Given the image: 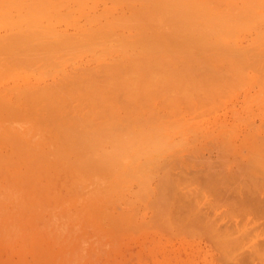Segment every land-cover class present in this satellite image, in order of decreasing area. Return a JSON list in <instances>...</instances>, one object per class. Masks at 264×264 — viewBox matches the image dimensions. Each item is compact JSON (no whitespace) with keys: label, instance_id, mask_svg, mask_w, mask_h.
Masks as SVG:
<instances>
[{"label":"rangeland","instance_id":"374dc122","mask_svg":"<svg viewBox=\"0 0 264 264\" xmlns=\"http://www.w3.org/2000/svg\"><path fill=\"white\" fill-rule=\"evenodd\" d=\"M47 1H48V3H47ZM57 1L58 2L62 1L61 3L62 4L64 3V4L61 5L59 3L60 5H58ZM57 1L55 3V0H45V1L44 0H0V18H1L0 19V33H1L0 35L1 36L4 34H7V36L12 35L11 37H9V39L10 38H11V40L13 39L12 40L13 43H10V45L13 44L12 51L15 49L19 50L20 48H21V50H23V52H25V50H27L26 47H28V46L24 47V45H25L24 43H26V41H29V40L25 39L26 41H23L24 43H22L21 41L24 39H21L22 37L20 38V35H23V34L25 35V33L27 34L26 31L28 29H30L29 30L30 34H32V35H30V39L33 38V37L31 38V36H33L34 34L38 35V33H36L37 31L40 32V34L43 31L42 32L43 34H45V32L47 33V36L45 35V38L46 37L49 38L48 36L50 35L52 39L58 38L57 40L56 39H53V40L63 41L62 42V44H63L62 47L64 48L63 52H65L64 55H66L68 58H69V56L72 57L73 56L72 54H74V55L78 54L77 56L80 55V57H78V59L76 60V62H77V64H76V62H75V59L77 58L76 56H73L76 58L72 57V59H74L72 61L70 58L68 59L66 56L64 57L63 54H62L63 57H61V55L59 56V52L61 54V52H62L61 49H63V48H60L59 52L55 51L54 52L55 54L53 53V51L51 52V50L48 49V52L50 51L51 54L55 55V57H53L54 55L51 56L52 59H50L51 57L49 56L50 54H48V52H46V54H48V55L44 54L46 49H43L44 51H41L42 47L44 46L43 43L44 42L46 44L49 43L50 38L48 39V42H46L45 38L38 41L37 36H34V38L36 37L35 39L38 41V44L40 43V47L42 45L43 46L40 48L39 46H37L38 45L37 44L35 47L34 46L33 47L35 48V51L39 50L40 53L42 52L43 53L42 55H44L43 56L44 58H42V60H41V58L37 57L40 59V61H39L37 58L33 57V58H35V60H36L35 61L32 58V56H34L36 54L33 55L34 51L31 50L29 54L25 53L26 55L32 54L31 58L33 61L30 59L29 62L32 61L31 65H30V63H28V61H27L30 58V57H28V55H27L28 58L26 57L27 60L24 58L22 59V57H24L25 55L19 54L18 56L19 57L22 56V57H20V59L22 61L23 60H25V62L27 61L26 63L24 62L25 66H27V65L32 66L37 61L41 62V61L45 60V62H46V60L50 57L49 59L51 60L50 61L51 63L48 64V61L46 63L48 65H50L51 70L47 69V67L49 68L48 65H47V67L45 66L46 68L44 69L43 64H45V63H43V62H42L43 64L41 65L42 68H41V66H39V64L38 65L35 64L34 67H31L32 69L35 68L34 70H36V73L37 74L40 73V75H37L32 69H29V71L23 72L24 70H22L21 68L20 69L18 68L19 70H17L14 67L17 70V72H11L10 71L11 73L9 76H6V78L3 76L4 79L0 80V91H1V93H0V106L3 104L1 106V109H0V131H1V133H0V264H264V222H263L264 221V194H263L264 193V84H263L264 83L263 82L264 81V0H195L198 4L188 3V0H183V1L182 0H172L173 2H171L170 0H162L164 3H162V2L153 3V2H150L148 0H146V1L145 0H60V1L57 0ZM168 1H170V2H168ZM42 2H44V3H42ZM50 2L51 3L53 2L54 4L53 3L51 4ZM77 2H78L79 6L76 4ZM139 2H150L151 4L149 5V8H148V6L138 8ZM177 2H178V5H180L182 3L181 4L182 7L181 6L180 7L183 8V10L186 7H189L188 8L189 10L188 9L187 10L185 9L186 11L185 10L184 11L179 10L181 8L177 5ZM74 3L77 6H74L73 5ZM169 3H170L171 8L172 7L175 8L176 11L172 10L170 8ZM173 3L175 5H173ZM186 3H188V4H186ZM128 4L130 7L128 6ZM162 4L164 6L167 5L170 9L168 7H164ZM183 4H185V5L183 6ZM41 5L44 7V10H42L43 7ZM52 5H54V6L58 5V6L53 8ZM29 6L33 10L32 9L29 10L30 9ZM160 6L161 7L163 6L164 8H166L165 11H168L169 14L167 12H165ZM154 7H156L157 9L160 7L164 11V13L162 11V13H163L162 14L161 12H159V9L157 11L156 8H154ZM58 8H59V10H58ZM135 8H138V10L134 14V11L136 10ZM150 8L151 9L154 8L157 11V13L160 15H158L157 13H155V11L152 10L153 14L151 16L152 17L154 16V17L152 18V20L149 19L151 17V16L148 17V15H150V12H151ZM140 9H141V11H140ZM20 10H22V11H20ZM23 10H24V13H23ZM49 10H51L52 12ZM127 10H132V11L130 12ZM148 10H150V12ZM53 11L54 12L57 11V12L54 13ZM58 11H59V13H58ZM61 11L64 13H62ZM139 11L142 13L141 16H140L141 13L139 14ZM180 11H181V13H180ZM19 12H22V13H19ZM132 12H133V14L131 15L130 13H132ZM182 12L183 13L186 12V13L183 14ZM202 12H203V14H201ZM14 13L16 14V16ZM27 13L29 14V16ZM41 13H44V14L42 15ZM109 13L110 14L113 13L111 15L113 18L111 16H109V18H108L111 20V23L119 22L118 20L120 18H122V16L123 17L125 16L124 18H126L125 20H128V22L126 21L124 23L125 26H124V24L122 26L121 25L122 23H120V25H118V24L114 25V23H113L112 26L114 25L116 28L111 27V24H110V26L107 25V23L105 25V22H108V24H109L110 20L107 19L104 21V17L106 16V14H109ZM146 13H147V15H145ZM154 13L156 14L157 17L154 15ZM174 13H176V14L179 13V15L176 16V18L179 17L178 19H180V18L183 20H184V18L186 19L185 20V21H187L186 25H188V24L190 25L188 27H185L187 29L189 28L187 30V32H189V30L192 31L193 30L192 28H194V27L198 31L199 28H201V26H204L201 28L202 31L200 30L202 33H204V34H202L203 36H205V35L207 36V34H209V32H211V34H209L210 36H207V38H209V39H207V41L204 40V42H206V43H204V42L202 43L201 40L203 38H202L201 33L198 34V32H196V30L194 29L195 34L193 31H192V33L196 37V42H194L195 38H193L194 39V41H193V39L192 40L190 39V36L188 37L190 39V41H193V44L198 43L197 46L200 45L198 48H196L197 46L194 45V46H196L195 48L197 49V50L195 49V51H194L193 44H192V46H190V44L188 43L189 40L186 39L187 36L184 38L188 41L183 39V35H181L182 31L181 30L179 31L180 25L181 24L185 25V23H180L179 22L181 20L180 19L179 21H177V23L178 22L180 23L179 27H177V25L179 23L178 24L176 23V25H175L176 21L174 22V19H173L174 18L173 16H175V15L172 16V14H174ZM25 14H27V15H25ZM46 14H48V16H47L48 18L46 17ZM54 14H56V16ZM57 14L58 15L61 14V15L57 16ZM62 14H63V16H62ZM94 14H96L97 17L94 16ZM180 14L182 17H180ZM21 15H23V16H21ZM24 15L29 20L26 21L25 20L26 18L24 17ZM50 15H52V17L54 15L53 19ZM186 15H188V16H186ZM42 16H44L45 18ZM130 16L132 17V19L134 18V20L131 21ZM133 16H135V17H133ZM139 16L141 18L138 19ZM68 17H71V18H68ZM88 17H90V18H88ZM93 17L94 18L96 17L95 20L94 19L91 20ZM98 17L99 18L101 17L102 19L98 20ZM35 18L38 19V21H40L42 19L41 21L44 20V22H46V23L51 19L52 22H54V23L58 22V23H55V26H57V27L56 28L54 27V29H53V27H50V30H48V27H43V28H46L45 30H47V31H45V30H43V28L40 27L39 24L38 25H31V27L35 26V28H38L40 30L39 31L36 29L37 30L36 31V30H34V28H31L30 25H26L29 22L32 23V21ZM39 18H40V20H39ZM54 18L57 20H55ZM124 18H122V20H120V21L121 22L125 21V20H123ZM164 18H166V19H164ZM60 19H62V20H60ZM96 19H97V21H96ZM135 19H138V22H140L139 20L142 19L141 21H143V22L138 24L137 20H136L137 23L135 22ZM145 19H146V21H145ZM153 19H154V22H153ZM167 19H168V21H166ZM193 19H195L196 22L195 21L194 22L196 25L198 24L200 19L206 20L207 24L205 22L203 24L202 23L203 21H200L201 23L198 24L200 26H196L193 21L190 22V20H193ZM9 20L11 22L12 21L13 22L11 23ZM23 20H24V22H23ZM69 20H71L72 23L73 22L79 23V24H77V26L80 25L77 28V29H79L78 31L76 29H72V28L70 29L69 28V30H67L66 33H64L65 31L63 30L62 24H59V23H62L65 21L68 22ZM87 20L89 22L91 21L92 24H94V23L95 24L92 25ZM147 20H148L147 24L150 23L149 24L150 28L148 27L147 32H146L145 27L147 24L144 25L143 23L147 22ZM149 20H150V22H149ZM155 20H157L156 22L159 24V26L155 22ZM7 21H9V22H7ZM20 21L23 22L24 24H21ZM71 21H70V23H71ZM188 21H189V23H188ZM18 22H19L20 26H19V24H17ZM162 22H164V24H162ZM181 22H182V20H181ZM227 22H228V24H227ZM87 23H89V25ZM103 23H104V25H103ZM191 23L195 26H193ZM233 23L236 26H234ZM126 24H128V25H126ZM140 24L145 26L144 32H146V33H144V34L147 35L149 38H150V36H149L150 32L149 31H151L150 29H152V26L154 27L153 30L151 31V33L154 31L153 32L154 38H155L154 43L155 42L159 43V44H156V43L155 44L157 46H159L160 49H155V50L151 49L150 48L151 45L150 44H149L150 46L147 45L148 42L151 40V38H150V40H148L149 38L147 36H145V37H147L146 42H144L145 39H143L144 44L139 45V43H143V42H141L142 41L141 37H140L141 35L139 36V38L137 36V35H139L140 31L143 29L141 27L142 25H140ZM165 24H166V26H165ZM2 25H4V26H2ZM24 25L26 27H24ZM102 25L104 27H102ZM226 25H228L229 27L231 26V27L230 28L228 27V29L227 28L225 29ZM15 26H17V27H15ZM36 26H39L40 28L36 27ZM86 26H87V28H86ZM167 26H169V27H167ZM240 26H242V27H240ZM8 27L9 28L11 27L12 29H9ZM106 27L107 28L111 27V30H110L111 34L110 35L107 34L109 37L105 34V36L108 37L107 39H109V40L115 39L119 43L121 41L120 45L118 43H116V41L114 42L113 40L109 41V42H107L108 40L105 41L104 39L106 37L103 34H101V35L99 34V36L103 37V38L105 37V38L104 39H101V38L97 39L98 41L100 40L99 43L98 42L94 43L93 39H95L97 37L99 38V36H97L98 33H100L99 29L101 28L102 32L104 33L105 29L103 30V28H106ZM140 27H141V30H140ZM162 27H164V28L162 29ZM213 27H214V29H213ZM19 28H21L22 30ZM25 28H26V30H25ZM61 28H62V31L60 30ZM91 28H92V30L94 28V31L99 30L96 33V35H94V37H93V33H95V32L92 31ZM95 28H97V29H95ZM113 28H114V30H112ZM231 28H233V29H231ZM13 29H15V31L11 32V30L13 31ZM16 29H17V31H16ZM83 29L85 30L84 32H82ZM109 29H107V33L110 32V31H108ZM122 29H125V30L127 29L128 31L131 30L132 32L130 31L131 32L130 33L127 30L122 31ZM133 29L136 32L133 31ZM165 29L168 31H166ZM172 29L174 31H176V33L179 31V33L176 34L175 36L173 34H172L173 36L168 35L171 31H173ZM181 29H182V27H181ZM217 29H219V30H217ZM6 30H7V33H5ZM8 30L10 33L8 32ZM20 30L25 31V32L24 33L22 32L23 33L22 34ZM87 30H88V32H87ZM182 30H183V32H184V30L186 31V29H182ZM203 30H205V31H203ZM206 30L208 31L207 34H205V32H207ZM68 31L70 33H68ZM73 31H75L74 32L75 36L72 38V36L74 35ZM116 31H118L119 33ZM216 31L217 32L219 31V33H217ZM223 31L226 33H224ZM230 31H231V33H230ZM31 32H34V34ZM60 32L61 33L63 32V34L60 35ZM76 32L78 34H81L82 36L81 35L76 36ZM89 32L92 34V36H91V34H90V36H87V35H89ZM134 32L136 34L135 36H134ZM142 32L143 31H141V33ZM160 32L163 34H160ZM166 32H168V33H166ZM214 32H216V33H214ZM221 32H222V34H221ZM19 33H20V35H19ZM82 33H84L85 36ZM114 33H116V35ZM196 33H197V36H196ZM67 34H68V36H66ZM69 34H71V36ZM117 34H121V35L117 36ZM165 34H167V35H165ZM174 34H175V32H174ZM17 35H19V36H17ZM143 35H142V38L144 37ZM198 35H201V37H199ZM214 35H215V37H214ZM4 36L6 37V35H4ZM25 36H27V35H25ZM40 36H42V35H40ZM111 36H112V39H110ZM123 36H125V37L123 38ZM132 36H134V37H132ZM159 36H161L163 40ZM166 36H167V40L165 38ZM206 36L204 37V39L206 38ZM69 37H71L72 39H70ZM77 37L82 38V39H79ZM85 37L86 38L89 37V39L93 37L92 40L88 39V42L90 43V41H91L90 44H92V45H90L86 41L87 39ZM115 37L120 38V39H116ZM128 37H129V41H128ZM171 37L178 38L181 41V43L183 44V46H186L187 44L185 45V43H188L189 44L188 46L190 48L192 47L191 48L192 51L191 50L187 51V48L190 49L188 46H186V48L183 47L182 49H180L182 46H181V44H179V41H177L178 43L176 42V44L173 43L176 46H173V44L170 46L169 45L170 42H168V41H169V38H171ZM47 38H46V40H47ZM191 38H192V34H191ZM199 38H202L200 40L201 42H198ZM83 39L89 45L87 43H86V45H84L85 42L83 41ZM123 39L125 40L124 42H122ZM67 40H68L67 43L64 42ZM81 40L84 43H82ZM101 40H104V41H102V43H100ZM135 40L137 41V44L130 43L133 41L135 43ZM139 40H141V41H139ZM164 40H166V41H164ZM1 41H4V40H1ZM73 41L74 42L77 41V43H73ZM79 41H81V42H79ZM92 41H93V43H92ZM174 41L175 40H173L171 42H174ZM7 42H8V40H7ZM33 42H34V40H33ZM50 42H52V40ZM110 42H112V43H110ZM1 43H3V42H1ZM79 43H80V45H79ZM81 43H82V45H81ZM105 43H107V44H105ZM109 43L111 45L113 43L116 44V45L114 44L116 46V47H114V52L115 51H117V52H115V53L111 52L110 53L111 56L114 58H116V56H117L119 59L118 54H120L119 53V52H121L120 50H123L121 52L122 55L120 54V57L124 56V59H125V56H126L127 58H129L128 62L132 61L131 57H130L131 56L130 53L134 54V52L136 53L138 51L136 54L142 55L144 52L150 53L149 51H151L152 53H155V54H157V53L163 54L164 50L161 47H164L166 50V51H164L163 55L166 54L168 56V54L170 52L174 54V52L176 51L175 52L176 55L174 54L173 59L175 58V56H179V54L180 55L182 54L181 56L190 55L191 57H193V59L196 56L199 57L202 54V52L206 53V51L203 50V49H205V48H203V45L206 48L208 46L207 50H209V51L212 50L211 53H209V55L213 54L216 50V49H214V51H213V49H211L212 47L216 48V46L214 44L217 45V49H219L218 51H220L221 49L222 50L220 51L221 52L220 54L216 50L215 53L217 55L213 54V55H215L213 57H212V55L210 57L206 53L207 57H210V58H208L206 60V56H205L206 61L203 60L204 61L203 63H205V64H201L200 60L197 58H195V61L197 60V62H195L194 60L191 61L188 58V60H190L189 62H188V60L186 61V63L188 62V64L181 63L183 65V66H181V65H179L180 62L177 58L176 59L178 61L177 60H175V61H177L178 64L172 58H170L172 65H173V62L175 64L179 65V67L176 65H173V67H174V71H176V73L181 71V75H179L180 73H177L178 75L176 73H175L176 75H173V72H171V71H169L170 74L166 73L167 70H171V69H166V67L170 63H169V61H168V63L167 62L163 63V61L165 60L164 58L161 59L162 63L164 65H166L165 63H167L168 65L165 66V68H161L162 64L160 62V64H161L160 68L161 69H159V67H158L159 64H157L158 63L157 59L160 56L155 57L154 61H155L156 65L154 67H150L149 70H151V68H152V71H149L146 68L147 69L146 72H148V74H150V73H153L154 70L159 69L160 71L162 70L161 73L163 74L164 70H166L165 74H163V75L168 74V75H166V76H168V77H166L167 79H164V77H162V75H161V77L164 79V84H163L164 89H162L165 92L164 96L166 95V92H167L165 90H167L169 87L173 86V89H172L173 91H170V92L168 91V93H170V95H171V92H174V90L177 88L176 89V91H178L177 95H179L180 93L185 91V93L180 94L179 97H182L184 94L187 93V98H186V100H185V98H182L178 101L175 100V103L173 101L174 99H171L172 100L171 104H170V102L169 103L165 102L166 101L165 97H164V102L161 101V98H160V100H157V101L151 100L152 101V102L150 101L151 104L149 103V106L144 107L145 109L140 106V108L142 110H139V111L141 113H143V115L141 114L139 117L138 110H131L132 113L126 112V110L120 111V109H118L117 107L121 103V101L119 104L116 101L115 103H116L117 107H115V105H114L115 103L113 102L115 100H113V97H111L112 98L111 101L114 103L111 106L114 105L113 110L115 111V109L117 108L120 111L119 112L120 115H122V112H126L130 118L132 116L131 114H133V112H136V111L138 112V113L136 112L137 113L135 115L136 117H133V118L131 117L130 119L127 118L126 115H125L126 117H124L123 120L120 118H117V116H119V114L117 112L118 110L116 111V114H117L116 116L111 114V111H113L112 109L110 110L109 115L106 114L105 110L108 109L107 108L108 105H106V104H108L109 102L107 101L106 98H104L105 96L101 97L104 94L101 95L100 92L97 93L98 98L94 97V96H90L88 93L93 90L92 85L90 86L92 88V90L89 88L90 91L87 93V90H89V89L86 87H89V85L92 81H90L88 86H86L87 83L89 82L88 79L90 78V75H86V77L89 76V78L87 77V79H85V78L84 79L88 82L86 83V81L84 79L82 80V81H85L84 83L86 85H82L80 81H79L80 82L79 84H80L81 88L84 87V91H86L84 93L89 95L88 99L91 97L94 100V98H95L97 103L100 102L103 104L105 103V99H106V103H105V108L103 106H100V108L102 109V111H101V109L97 108L98 106L95 104L96 103L95 100L93 101L90 98V100H92V102L91 101L90 102L91 103L95 102L94 103L95 107L96 106L97 107L94 108V104H93V110L95 109V111L92 110L94 113L93 114L89 109V107H91V106L88 107V105H87L86 109H88L92 113V115H94V117L90 116L91 113H89V111L87 110L89 114L86 115L87 117L85 116V121L88 122L89 120H91L90 118H95L96 120L93 121V119H92L91 121L94 123H100V121H101L100 117L103 114H104V116L106 115L105 117H107L109 119H110L111 115H113L114 117H116V118H114L116 120L112 119V117H113L112 116L111 117L112 120L107 121V122H109V121L113 122V123L110 122L111 125H110V123H109V125H107L108 123H106V127L109 129H106L105 125H102L103 123H100L101 127L98 126L97 124H96L97 127L94 126V129L99 127L98 128L99 130H102V129L105 130V131L102 130V132L103 131L106 132L107 130L110 131V129L112 131V130H114V128H111L112 124H114V126H115V130L112 131V133L111 132L109 133V131H107L108 135L106 134L107 136L105 135V137H101L99 140H98V138H99L100 134H98L97 138L95 137V135L92 134V136H94L96 139V142H95V139H92V142H94L95 144L91 142L92 144H94L95 150H93V148L91 150V148L89 147V144H86L85 142H83V143H85L88 146L86 147V145L85 146L83 145L84 147L79 148V146L76 147L77 146L76 143L79 142L80 139L77 142H75V139H77V137L79 138V135L83 136V133L79 134V132H77L78 133V134L76 133V136L78 135L77 137L75 135H73L71 137L69 134L71 131L77 130V129H79L78 131H82V129H83L82 127H84V129H85V124L83 125V123H82V121H84L83 118L81 119V121H78L81 118V112L79 113V111H78V107L80 106V105H78V103H81L82 98L79 99L81 94L76 93V92L80 91L81 89L80 90H78V88H77V90L75 88H74L75 90L71 89L72 93H75L77 95L76 97L73 94L71 95V90H70L69 97L74 96L73 98L71 97L73 100L71 99V101H70L68 99L69 98L68 96H67L68 98L64 99L65 102H67V104H65V106H68V108L71 107L68 105L69 103H70V105H71V102L76 104L77 109H76V107H74L75 105L73 106V104H72V106H73L72 109H74V110L72 111V109H70L71 111L70 110L67 111V113L69 112L70 115L71 114H73V115H71L69 119H65L63 117L65 119V121H64V119L62 121L60 119L61 115L60 116L58 115L59 119L56 118V122H54L52 120L53 117L51 115L49 116V114H48V116H45L48 118H45L44 114H47V112L45 113L44 110L43 111L41 110V112H44V114L39 113L40 111H38V108H41L39 106H36L34 108L31 105V107H33L34 110L33 109L30 110V107H28L29 105H26L25 103H23L24 98L22 95H23L24 91L28 90V88L29 89L32 88L33 84H34L33 88H35L34 87V86H36L35 84H38V87L40 84H42L43 86L44 85L46 86V84H51V82H52V84H55V82L57 81L56 77L58 78V80L61 78L60 74L63 75V77L61 78V81H63L62 85H64V87H66V84L69 83V81H67V83L65 81L67 79H72V78L74 79L75 77H77L79 75L77 73L78 70H79L80 74L86 73L83 71L86 68L85 67L86 64L84 62V59L89 60V58H87V57H90L89 55H91L92 57H90V60H92L93 58L96 57V56H94L95 55L94 53L98 54L97 52H99V54L101 55L102 52L100 53V48H102L104 44L106 47H103V49L110 47ZM211 43H213V44H211ZM221 43H222L223 47L221 45H220V47H218V44H221ZM22 44H24V45H22ZM32 44H34V43H32ZM56 44L59 46H56ZM101 44H103V45H101ZM123 44H124V46H123ZM125 44L128 46H126ZM129 44H131V45H129ZM160 44L163 46H161ZM50 45L52 46V44H49V46L47 45L46 48H49ZM136 45H137V48H141L143 46H146V48H144V49L141 48L142 52H139L140 49L137 50ZM177 45L181 46V47L178 48ZM230 45H233V47L231 48ZM7 46H9V45L7 44ZM20 46H22V47H20ZM54 46L57 47V48L55 47V49H58L60 47V44L58 42H56L50 48L53 49ZM117 46H118L119 50L118 49L115 50V48H117ZM134 46H135V48H133ZM172 46L175 48L177 47L178 49H180V51L181 50L182 51L180 52L177 49H173V50H175L173 52V50L171 49ZM201 46H202V48H201ZM1 47H3V46L0 45V50H2ZM13 47L15 49H13ZM36 47H39L40 49H38V48L36 49ZM94 47L98 48L96 50V52H94L95 51L94 49H96ZM129 47L130 48L132 47L130 49V51H133V52H130L129 49H127ZM23 48H25V49H23ZM30 48H31V46H30ZM123 48L124 49L126 48V49L124 50ZM199 48L202 49L201 53H200ZM6 49L7 48H5V50ZM67 49H69V50H67ZM161 49H162V51H161ZM8 50L10 52V49H8ZM8 50L6 52L2 50L3 52H1L0 54H4V52L8 54ZM17 50H15L13 53H15ZM89 50H91L89 52L91 54L88 55ZM106 50L109 51L108 48ZM158 50H159V52H158ZM169 50H170V52H169ZM69 51L71 53H69ZM101 51H103V50L101 49ZM128 51H129V53H126ZM167 51L169 53H167ZM196 51L199 52V55L197 53H195ZM27 52H29V50ZM104 52L108 53V55H109V56L108 55L106 56L107 60H105V58H104L105 55L103 57H101L102 55L101 56L98 55V57H96V58H99L97 60H100V61L96 60L94 63L89 60L91 63L88 62V65H87L88 70L86 69L88 71V73L92 74L93 71L89 72V70H92L95 68L94 66H96V62L98 63V62L102 61L101 64L108 63V61H109L108 59H110L111 56H110L109 52L105 51V49H104ZM182 52H185V54L186 53L187 54L185 55ZM13 53L12 54L9 53L10 56L12 55V57H13V55H14ZM177 53H179V54H177ZM205 53H204V55H206ZM22 54H24V53H22ZM56 54H57V56H56ZM83 54H86L87 57H85V56L81 57V55H83ZM37 55H39L41 57V54L38 53ZM153 55L152 54L151 55H145L144 58H147V57H150ZM194 55H195V57H194ZM4 56H7V55H4ZM15 56H17L16 53H15ZM46 56H49V57H46ZM134 56L137 57V55H135V54H134ZM56 57L57 58L59 57L58 59H60V60L63 58L62 61L58 60L59 61L58 65H60V66L63 62L66 63L67 61H68L69 65H71V63L75 64V65H73V64L72 65L74 66V71H76V73H72L73 70L71 68H73V67L69 66V65L67 66L68 63L65 64V67L61 66L62 68L60 66H56L55 61H54L55 63L53 64L52 60ZM79 58H81V61L79 60ZM179 58H180V56H179ZM202 58L200 57L201 60H202ZM5 59H7V58L1 57L0 63H3V64L6 63L7 64L10 58L7 59L8 60L7 62L5 61ZM14 59H16V61H14ZM17 59H18L17 57H15V58L13 57V59L12 60L10 59V61H13L12 62L13 64H15V62H16V64H18L19 62L21 63V60L18 59L19 61H17ZM66 59H68V60L66 61ZM121 59H123V57H121ZM55 60H57V59H55ZM123 60L122 61L120 60L122 62V63L120 62V64L116 63V65L119 64L117 66L118 69H121V64H123ZM172 60H173V62H172ZM198 60L200 62L199 65H197ZM4 61H5V63H4ZM70 61H71V63H70ZM147 61L151 62L152 60H151V58H149ZM208 61H210V63H208ZM126 62H127V60H126ZM192 62H193V64H192ZM10 63L11 62H9L8 64H10ZM92 63L95 65H93ZM194 63H196V66H198L196 68L193 67L195 69L194 71H196V72H194L193 69L190 68L191 64L193 66L195 65ZM3 64H2V66H3ZM22 64H23V62L21 63V65ZM51 64H53V65H51ZM80 64H82V66ZM184 64H185V66H184ZM207 64H209L211 66L209 67ZM7 65H4V67H2L3 70L5 67L6 68L8 67ZM24 65H22V66H24ZM36 65L40 67V70L36 69ZM54 65L56 67H58V70H60V71L55 70L56 67H54L55 69H53ZM76 65L79 68V69L77 68L78 70L75 69ZM78 65H80V66H78ZM186 65H187V67H186ZM200 65H202V67L204 66L203 67L204 72L202 71V69H200V68H202ZM18 66H20V65H18ZM28 66L26 68H28ZM199 66H200V68H199ZM233 66L236 67V70H238V69L239 70L236 71L235 67H233ZM10 67H8V68H10ZM69 67H71V68H69ZM97 67L98 68L99 67L105 68L104 72H102L103 70H101V71L99 70L100 72H102L103 75H104V73L107 72L106 71L107 67H105L104 65L101 66L99 64V66H97ZM114 67L116 68V66H114ZM180 67H182L183 69L185 68V70L183 71V69H181ZM2 68L0 70H2ZM68 68L71 71L68 74H70V75L73 74V75H75V77H73V75H72V78H71V76L66 77L67 79L65 78V76L68 75L67 73L65 75V72H67V71L69 72V70H67ZM96 68L94 69L95 71H96ZM175 68H177V69H175ZM178 68H180L181 70ZM196 69H199L200 71L196 70ZM233 69L236 71V73L234 72ZM12 70H13V68H12ZM20 70H22V73L20 72L21 74L20 73L18 74V71H20ZM45 70H48V71L50 70L49 71L50 73L49 72L48 73L51 75L55 74V72L51 73L52 71H56V74L54 76H50V79H49V77L47 76L49 74H47V72ZM61 70L62 71L64 70L65 72L63 71V73H62ZM211 70H213L215 73H213V71H211ZM4 71L8 72L6 70H4ZM27 72H29V73H27ZM32 72H34V74ZM184 72H185V77H183ZM198 72H200V73H198ZM41 73H42V75H41ZM197 73H198V75H197ZM2 74H4V73H2ZM22 74H23V76H22ZM95 74H96V72L92 75H95ZM171 74L173 75V77L175 76L174 78L177 79V81H174L175 79L172 80L173 77H170V76H172ZM211 74L213 76L209 77ZM218 74H221V76H219ZM214 75H215V77H214ZM226 75H227V77H229V75H230V81H229V78L226 79ZM1 76H0V78H1ZM21 76H22V78H20ZM43 76H45L46 78L45 77L43 78ZM100 76H101V73H100ZM177 76H178V78H177ZM180 76H181V78H180ZM32 77H33L32 81H34V83H32V81H31ZM34 77H36V79ZM39 77L42 79H40ZM51 77L53 78V80L51 79ZM97 77H99V74L97 75ZM97 77H93L94 80L91 78L93 80V82H96L98 80V79H96ZM102 77H104V76H101V78ZM236 77H237V79H236ZM28 78H29L30 82H28L29 81ZM63 78H64V80H62ZM224 78L226 80H224ZM91 79H89V80H91ZM156 79H158V78H156ZM181 79H183V81ZM201 79H202V81L204 80V82H202ZM234 79H236L237 83L235 81H233ZM24 80H25V82L28 80L27 82L29 84L24 83ZM42 80H44V81H42ZM50 80H52V81H50ZM72 80H70V81H71V83L73 82L72 85L74 86V81H76V82H78V81L77 80L72 81ZM78 80H79V78H78ZM21 81H22V83H21ZM46 81H47V83H46ZM61 81L59 82L60 84H61ZM18 82H20V85H23V86L26 85L28 88L26 86H24L26 88L25 89V88H23V86H19ZM39 82H40V84H39ZM143 82L144 81H142V82L140 81L139 83H142V84L146 83V89H147V86H148L147 83L149 81L146 82V80H145V83H143ZM172 82L176 83V84H173ZM71 83L68 85L69 87H66V90H68V88L70 89V87L72 86ZM97 83H96V85H97ZM116 83L119 85L120 82H116ZM122 83L123 82L120 83L121 87L123 86ZM166 83L170 84V85H168L169 86L168 88H166L167 87ZM203 83H206V84H203ZM30 84H32V85H30ZM60 84H59V86L58 85L56 86V84H55V86L50 85L51 87L54 86L55 89L56 88L58 89V90H55V92H54V89L52 90V88H50L54 92V94H56V91H59V88L64 89L63 86H61ZM77 84H75V86L79 87V86H77ZM117 84H116V86L113 84L115 88L119 87V86H117ZM200 84L203 86L201 87ZM207 84H209V85H207ZM195 85L198 87H196ZM235 85H238V86H235ZM98 86H94V88L96 87V89H98L97 88ZM126 86H128V85H126ZM143 86H145V85H143ZM208 86H210V87H208ZM111 87H113V86L111 85ZM204 87H206V89ZM100 88H102V87H100ZM103 88H105V86ZM5 89H6V91H5ZM13 89H16V93H14L15 90H13ZM44 89H46V88H44ZM118 89L120 92H121V90H123L122 88H118ZM146 89L144 87V91ZM207 89H208V92L206 91ZM209 89H210V91H209ZM7 90H10L11 93ZM21 90H24L23 93ZM39 90H41V89L39 88ZM104 90L105 89H103V91ZM162 90H160L159 92H163ZM30 91H32V90L30 89ZM45 91H43V89L41 90V93L42 94L44 93L43 95H45V97H43V95L41 93L38 94L36 92L38 95H40L39 97H41V98L43 97L42 99L39 97H36V96L35 97L39 98L40 101H43V102L46 101L45 103H47V101H49V99L51 98L49 103H51L53 105L56 104V100H58L59 97L62 98L61 96L64 95V93H63V95H60L59 93H61V91H59V93H58L59 95H57V97H56V95L52 96V93L49 91V94H51V96L49 97V95L46 94ZM65 91L62 90V92H65ZM74 91H76V92H74ZM211 91H213V93ZM216 91H218V92H216ZM221 91H223V92L221 93ZM227 91L228 92L230 91L229 95H227L228 94ZM26 92H28V91H26ZM26 92H25V95H26ZM175 92L172 95L173 97L176 96ZM199 92H201V93H199ZM67 93L68 92H66V94ZM84 93H82V94L84 95ZM95 93H96V91L93 90V94H95ZM190 93H194V94L196 93V94L191 97L192 94L189 95ZM204 93H205L206 97L203 95ZM209 93H210V95H209ZM4 94H5V96H4ZM10 94H12L13 96L12 95L10 96ZM35 94H32L31 98H33ZM159 94L161 95V93H159ZM215 94L216 95L218 94V95L216 96ZM47 95L49 98L47 97ZM91 95H92V93H91ZM160 95H158V96L161 97L162 95L161 96ZM188 95L190 96L189 100H188V98H189ZM15 96H17V97H15ZM21 96L23 99L21 98ZM112 96H113V94H112ZM156 96L157 95H155L154 97H156ZM168 96H169V94L167 95V97ZM209 96H214L215 98L211 97V99H210ZM14 97L16 98L17 102L13 101V100H15ZM29 97H30V95H29ZM64 97H66V95H64ZM170 97L171 96H169L168 99ZM226 97H229V99ZM20 98H21V100H20ZM31 98H29V99H31ZM44 98H46L47 100H45ZM54 98H55V100H54ZM203 98H205V99L203 100ZM213 98H214V100H213ZM39 99H37V101L35 99V101L38 102V104L40 103L38 101ZM66 99H67V101H66ZM85 99H87V97ZM79 100H81V101L79 102ZM102 100H104V102ZM162 100H163V98H162ZM190 100H192V101H190ZM207 100H209V101H207ZM30 101H28V102H30ZM51 101H53L55 103H52ZM83 101L86 102L87 100H83ZM111 101H110L109 105L112 103ZM158 101L161 102V103H159L160 106L158 104ZM182 101H184V102H182ZM193 101H194V103H193ZM198 101H199V103L197 104ZM88 102H89V100H88ZM88 102H86V103L88 104ZM180 102L182 104L185 103V105L180 104ZM206 102H209L210 104H214V105H210L209 103H206ZM144 103L145 102H143V104ZM176 103L178 105H176ZM202 103H205V104H202ZM17 104L19 105V108H18ZM43 104H42V106H43ZM155 104L158 106H156ZM187 104L188 105L191 104V105H189L190 107L189 106L186 107ZM207 104H209V105H207ZM46 105H48V103ZM83 105H84V103H83ZM125 105L127 107V104H125ZM128 105H129V102H128ZM146 105H148V103H146ZM202 105H204V106H202ZM259 105H261V106H259ZM3 106H4V109H3ZM51 106L52 105H50L49 108L51 109V112H52L54 110V108L52 109L53 106L52 107ZM57 106H59V105H57ZM121 106H124V105H121ZM121 106H120V108H121ZM131 106H133V105H131V103H130V107ZM136 106H139V104L138 105L136 104ZM200 106H202V108H203L202 110H201V108H199ZM208 106L210 109L208 108ZM210 106H212V107L215 106L216 109L213 107L211 110ZM9 107L15 108L14 112H16V111L17 112L15 114H13L14 109H10ZM82 107L83 106H80V109ZM85 107H86V104H85ZM130 107L128 106V108H130ZM196 107H197V110H196ZM47 108H45V109L47 110ZM65 108H67V107H65ZM153 108L155 109V111L153 110ZM204 108H206V109H204ZM5 109H6V111H5ZM97 109L100 110V115H99V113H98L99 111ZM176 109H178V111ZM187 109H188V111H187ZM198 109H199V113H197ZM214 109H215V111H214ZM27 110L30 112L27 113ZM58 110H60V109L58 108ZM58 110H56V112ZM144 110H147V111H144ZM203 110L206 113L205 115L203 114L204 113ZM103 111H104V113H103ZM183 111L185 112V114ZM9 112H11L12 115ZM61 112H63V111L61 110L60 114H61ZM170 112H172L171 114H173V116L170 114ZM209 112H211V113H209ZM57 113H59V111ZM187 113H189V114H187ZM52 114H54V112H52ZM194 114L200 115L201 117L197 116L196 119H192L193 116H196ZM10 115L12 116L11 117L12 119L10 118ZM55 115H56V113H55ZM13 116H14V118H13ZM72 116H73V118H75V120L71 119ZM158 116H160V117H158ZM19 117H20V120L18 119ZM49 117H51V118H49ZM105 117H104V119H105ZM137 117L142 122L139 120H136ZM152 117H154V118H152ZM180 117H183V118H180ZM102 118H103V116H102ZM125 118H127V121H129V122H127L128 124L125 123L126 122ZM161 118H162V120H161ZM185 118H186V120H185ZM49 119H51L52 121ZM53 119H55V117ZM57 119L60 123L57 122ZM118 119H120V120H118ZM133 119H134V122H136L137 124H135L134 122L132 123ZM164 119H166V121ZM177 119L178 120L180 119V121H178ZM91 121H90V123H88L89 125H87V123H86V125L88 127L86 129L88 132H89V130H91L89 127V126H91V123H92ZM123 121H125V122H123ZM77 122L78 123L80 122L82 124V126H80V123H79V126L77 127V124H78ZM105 122H106V119H105ZM163 122L164 123L166 122L165 126H164ZM171 122H172V124H171ZM56 123H58L59 125ZM130 123H132V125H135L136 127L132 126ZM176 123H178V124H176ZM60 124H62V125L65 124V125L61 128L60 126H62V125H60ZM66 124L68 126H66ZM56 125H58L59 128H58V126L56 127ZM129 125H131V126H129ZM53 126L56 129H54ZM71 126H73V127H71ZM118 126L119 127L121 126L120 130H125V128H126V130L121 131L119 134ZM67 127H68V130H67ZM69 127H71V128H69ZM127 127L129 128V131L127 130L128 129ZM131 127L132 128L134 127V129H133L134 133L132 131H130V130H132ZM221 127H226L228 129L221 128ZM63 128L66 130H64ZM117 128H118V130H117ZM155 128H156V130H155ZM58 129H61V130L63 129V130L61 132V130H58ZM98 129H97V131H99ZM143 129H144V131L146 130V132L141 131ZM56 130H58V133ZM69 130H70V132H69ZM188 130L189 131L191 130V131L188 132ZM63 131H66V135H64L65 132H63ZM85 131L86 130H84V132ZM139 131L142 132L143 134L142 133L138 134L137 132H139ZM151 131H153V132H151ZM86 132H85V134L87 136H89V133H92L93 131L89 132V133L88 132L86 133ZM96 132L95 133L93 132V133L96 134ZM130 132H131V134L137 133L138 135L137 134L135 136L131 135L132 136L131 137L130 135H128V134H130ZM71 133H73V132H71ZM100 133H101V131H100ZM188 133L189 134L191 133V135H189ZM103 134L104 133H102V135ZM92 136H91V138H92ZM91 138H89V139L91 140ZM112 138L114 140L118 139V138L119 139L116 140V142L114 144V140ZM135 138H137L136 139L137 141L135 140ZM156 138L158 139L157 141H155ZM214 138H215V140H214ZM198 139H200V140H198ZM83 140H86L85 137L83 138ZM90 140H89V143H90ZM121 140L123 142L125 141V143L127 145L129 144L130 146L129 145L127 146L125 144H124V146H127L126 148L123 145L120 146V144H123L121 142ZM193 140L197 141L198 143L193 142ZM117 141H120V143H118ZM80 142L82 143V139ZM173 142L175 145H172ZM182 142H183V144H181ZM184 142H186V143H184ZM16 143L18 146L16 145ZM65 143H67V144H65ZM107 143L110 145H108ZM116 143H118V144H116ZM70 144H71V146L68 149V146ZM75 144H76V146H75ZM92 144H90L91 147L93 146ZM100 144H102V145H100ZM111 144H113V147ZM131 144H132V146H131ZM161 144L164 145V148H161L159 150L157 148V146L162 147ZM80 146H82V145H80ZM97 146H99V147L101 146V149ZM109 146H110V148L115 149V152L113 149L109 150L110 149ZM200 146H201V149H200ZM128 147H130V148H128ZM70 148H71V150H70ZM131 148H132V150H131ZM79 149H81L82 151ZM118 149L123 150V151H120V154H119L116 152ZM152 149L159 150L158 151L159 153L153 152L154 150H152ZM169 149L172 151H169ZM75 150H77V151H75ZM100 150H102V151H100ZM126 150H128V152ZM129 150H131L132 152ZM144 150H145V152L147 151V154H145V152L142 153ZM109 151H111V153H109ZM194 151H196V153ZM75 152H76V154H74ZM112 152H114V153L112 154ZM118 152H119V150H118ZM121 152L125 153L124 156H123V153L121 154ZM224 152H226V153L224 154ZM59 153H61L60 156H59ZM104 153L106 154V156L107 155L110 156L112 154L116 158L111 155L109 157V159L107 157L105 159V156L102 155ZM115 153H117V154L115 155ZM126 153H129V154L127 155ZM93 154L99 155L98 157H101L100 159H102L104 157L101 161L96 156L97 160H100V161H98V163L100 165L103 166V164H107V163L109 164L111 162V163H113V168H111V167L109 168V165L111 164L110 163L109 165L104 166V168L101 166L104 169L101 171V169H99L100 167H98V169H97V166H99V164L98 163L93 164L92 162H91L92 167L90 165H88V167H90L91 169L87 168L86 163H87L88 159L85 160L86 163L81 164V160H83L84 158H88L87 156H89L90 160L93 159L96 162V158H93L94 157ZM136 154L139 157L137 156L135 158ZM117 155H118V158H117ZM140 155H143V157H141ZM171 155H172V157H171ZM68 157L70 158L69 160H67ZM119 157H121L122 159H120ZM113 158H114V160H113ZM44 159H46V160H44ZM115 159H117V160H115ZM33 160H35V161H33ZM105 160H106V162H105ZM107 160L109 162H107ZM111 160L114 162H112ZM134 160H135V162H134ZM42 161H44L45 163H43ZM85 161H83V162H85ZM118 161L121 164H123V166H121V164L119 163L121 168L118 167V163H117ZM248 161H251L250 163H252V164H250ZM40 162L43 164H41ZM47 162H48V164H46ZM38 163L40 164L39 166H38ZM76 163H79V164H76ZM115 163H117L115 165L116 167L114 166ZM89 164H90V162H89ZM215 164H216V166H215ZM82 165L85 166L86 169H85V167H82ZM94 165H97V166H94ZM164 165H166V166L163 167ZM249 166H251V167L253 166V168L248 170ZM27 168H29V171L27 170ZM34 168L36 169V171H33ZM117 169H118V171H117ZM78 170H80V173ZM31 171H33V172H31ZM165 171H167V173ZM165 174H166L167 179L164 177ZM245 174H247V175H245ZM241 175H243V176H241ZM240 177H244V178H240ZM218 178H220V179H218ZM250 178H252L253 180ZM162 179H163V181H162ZM212 179H214L215 181ZM246 179H247V181L249 180V181H252L253 183L252 182L249 183V181L247 182ZM144 180H146V181H144ZM149 180H150V182H149ZM205 180H206V182H205ZM30 181H32V183ZM207 181H210L211 184ZM147 182H149V183L147 184ZM215 182L217 184L219 183L218 186ZM242 182L244 183V186H243ZM157 183L159 185H157ZM165 183L168 186L164 185ZM36 184H38V185H36ZM144 184H146V185L142 187V185H144ZM139 185H141V186H139ZM245 185L248 187L246 188ZM214 186L215 187L217 186V187L215 188ZM227 187H230L232 194H230V189H228ZM231 187H233V189ZM249 187H252L251 191H250ZM156 189L158 190V192ZM159 189H160V191H159ZM163 189H165L166 192ZM147 190L149 193L147 192ZM189 190H191V191H189ZM227 190H228V193L227 192L225 193V191H227ZM245 191H246V193H245ZM253 191H255V192H253ZM145 192H147V193H145ZM169 192H170V194H169ZM251 193L253 195H251ZM219 194L220 195L222 194L221 195L222 197ZM226 195H228V197ZM250 196H252V197H250ZM253 196L256 198H254ZM229 197L231 198L232 201L230 200ZM244 199H246V201ZM162 200H164V201H162ZM223 200H228V201L226 203V201H223ZM253 200H255V202ZM166 202H168L169 204ZM191 202H192V205H191ZM230 202L231 203L234 202V203L229 205ZM252 202H254L255 204ZM235 203H236V205H235ZM168 205H170V206H168ZM233 205H235L237 207L235 208ZM243 205L247 206L248 208L243 207ZM230 206H232V207H230ZM241 206L243 209L245 208L246 210L243 211ZM257 206H259V208ZM172 208H173V210H172ZM234 208H235V210H234ZM254 208H255V210H253ZM231 209L233 210L232 212H231ZM187 210H189V211H187ZM247 210H250V211L248 212ZM252 210L254 213L252 212ZM235 211L238 212L239 214H237ZM245 211H246V213H245ZM250 212H252L253 214ZM248 213H250V214H248ZM163 218H165L166 220ZM209 219H210V221H209ZM163 220H164V222H163ZM171 220L173 222H171ZM195 220H196V222H195ZM165 221H166V223H165ZM174 222H175V224H174ZM179 222H181V223H179ZM174 225H177L176 228ZM228 226H231V227L228 228ZM169 228L170 229L172 228V229L170 230ZM175 229L177 230V232ZM186 229H187V231L191 230L189 232L190 236H189V234H186V233H188L186 231ZM178 231L180 234H177ZM215 231H216V234H214ZM230 231H231V233H230ZM226 232H229V233H226ZM203 234H205V235H203ZM225 234H226V236H225ZM230 234H232V236ZM230 239H232L231 241H234V240L237 241L239 243V245H236L235 241H234V243L231 242ZM226 240H227V242H224ZM230 242L233 243L234 246ZM230 244L232 245V248H231ZM235 246H237V247H235ZM253 247H256L257 250L259 249L257 251L258 253L260 251L261 252L263 251L262 252L263 255H261V254L258 255V253L256 254L255 253L256 249L253 250ZM260 248H261V250H260ZM250 252L252 255L250 254ZM248 253L253 259L251 257H248L249 256V255H247ZM255 254H256V256H255ZM246 258H248V259L251 258V260H248Z\"/></svg>","mask_w":264,"mask_h":264},{"label":"bare ground","instance_id":"6f19581e","mask_svg":"<svg viewBox=\"0 0 264 264\" xmlns=\"http://www.w3.org/2000/svg\"><path fill=\"white\" fill-rule=\"evenodd\" d=\"M44 1H45V0H44ZM56 1H57V0H55V3H56ZM59 1H60V0H59ZM145 1H146V0H145ZM148 1L153 2V3H155V2H162V3H164L162 0H148ZM170 1L173 2L172 0H170ZM170 1H168V2H170ZM182 1H183V0H182ZM61 2H62V1H61ZM61 2H58V1H57V4H58V5H60V4L63 5L64 3L62 4ZM150 2H139V3H138V4H139V7H138V8H140V7H146V6H148V8H149V5L151 4ZM42 3H44V2H42ZM42 3H41V4H42ZM47 3H48V1H47ZM50 3H51V2H50ZM52 3H53V2H52ZM52 3H51V4H52ZM59 3H60V4H59ZM188 3H191V4H198L195 0H188ZM188 3H186V4H188ZM213 3H214V2H213ZM45 4H46V3H45ZM45 4H44V5H45ZM53 4H54V3H53ZM76 4L78 5V2H77ZM82 4H83V3H82ZM138 4H137V5H138ZM145 4H146V5H145ZM181 4H182V3H181ZM181 4L178 5V2H177V5H178L179 7H180V6L182 7ZM211 4H212V3H211ZM58 5H56V6L52 5V6H53V8H54V7H57ZM73 5H74V6H77V5H75V3H74ZM144 5H145V6H144ZM162 5H163V4H162ZM165 5H166V4H165ZM173 5H175V4L173 3ZM184 5H185V4H183V6H184ZM239 5H240V4H239ZM41 6H42V5H41ZM78 6H79V5H78ZM128 6H129V4H128ZM156 6H157V5H156ZM163 6H164V5H163ZM163 6H162V7L160 6V7L165 11L166 8H164V7H168V6H167V5L164 6V7H163ZM169 6H170V3H169ZM29 7H30V6H29ZM42 7H43V6H42ZM97 7H98V6H97ZM129 7H130V6H129ZM133 7H134V6H133ZM133 7H132V8H133ZM152 7H153V6H152ZM160 7H159L158 9H159V12L162 13L163 10H162ZM181 7H180V8H181ZM61 8H62V7H61ZM79 8H80V7H79ZM127 8H128V7H127ZM127 8H126V9H127ZM138 8H135L136 10L134 9V10H135V11H134V14H135V12H137ZM154 8H156V7H154ZM154 8H153V9L150 8L152 13L150 12V10H148V11L150 12V15H148V17H150V16L153 14V11H155V13H157L158 9L156 8V10H157V11H156ZM168 8H169V7H168ZM170 8H171V6H170ZM170 8H169V9H170ZM184 8H185V7H184ZM188 8H189V7H186L185 9L187 10ZM31 9H32V8L30 7L29 10H31ZM63 9H64V8H63ZM81 9H82V8H81ZM124 9H125V8H124ZM160 9H161V10H160ZM171 9L176 11V9L173 8V7H172ZM177 9H178V8H177ZM185 9H184V10H185ZM32 10H33V9H32ZM42 10H44V7L42 8ZM58 10H59V8H58ZM152 10H153V11H152ZM179 10L184 11L183 8H181V9H179ZM186 10H185V11H186ZM188 10H189V9H188ZM20 11H22V10H20ZM46 11H47V10H46ZM49 11H51V10H49ZM49 11H48V12H49ZM96 11H97V10H96ZM127 11H130V12H131L132 10H127ZM140 11H141V9H140ZM140 11H139V14L141 13ZM148 11H147V12H148ZM164 11H163V13H164ZM177 11H178V10H177ZM51 12H52V11H51ZM53 12H54V11H53ZM56 12H57V11H56ZM56 12H54V13H56ZM61 12H62V11H61ZM68 12H69V11H68ZM79 12H80V11H79ZM82 12H83V11H82ZM142 12H143V11H142ZM165 12L168 13V11H165ZM10 13H11V12H10ZM19 13H22V12H19ZM23 13H24V10H23ZM58 13H59V11H58ZM62 13H64V12H62ZM121 13H122V12H121ZM144 13H145V12H144ZM155 13H154V15L156 16ZM163 13H162V14H163ZM170 13H171V12H170ZM180 13H181V11H180ZM182 13H183V12H182ZM185 13H186V12H185ZM185 13H183V14H185ZM197 13H198V12H197ZM14 14H15V13H14ZM27 14H28V13H27ZM27 14H25V15H27ZM30 14H31V13H30ZM38 14H39V13H38ZM41 14L43 15L44 13H41ZM41 14H40V15H41ZM49 14H50V13H49ZM68 14H69V13H68ZM112 14H113V13H112ZM112 14H110V13H109V14H106V16L104 17V21L107 20V19L109 18V16H111ZM130 14L132 15L133 12L130 13ZM130 14H129V15H130ZM139 14H138V15H139ZM157 14H158V13H157ZM168 14H169V13H168ZM201 14H203V12H202ZM19 15H20V14H19ZM19 15H18V16H19ZM25 15H24V17H25ZM54 15L56 16V14H54ZM54 15H53V17H54ZM60 15H61V14H60ZM60 15L57 14V16H60ZM125 15H126V14H125ZM136 15H137V14H136ZM141 15H142V13L140 14V16H141ZM143 15H144V14H143ZM145 15H147V13H146ZM158 15H160V14H158ZM173 15H175V16H173ZM178 15H179V13H177V14H176V13L172 14V16L174 17V18H173V19H174V22L176 21V22H175V25H176L177 21H179V20L181 19V18L178 19L179 17L176 18V16H178ZM15 16H16V14H15ZM15 16H14V17H15ZM21 16H23V15H21ZM21 16H20V17H21ZM28 16H29V14H28ZM47 16H48V14H46V17H47ZM50 16L52 17V15H50ZM62 16H63V14H62ZM67 16H68V15H67ZM94 16H96V14H94ZM113 16H114V15H113ZM115 16H116V15H115ZM140 16L138 17V19L141 18ZM167 16H168V15H167ZM186 16H188V15H186ZM186 16H185V17H186ZM4 17H5V16H4ZM4 17H3V18H4ZM30 17H31V16H30ZM42 17H44V16H42ZM53 17H52V19H53ZM96 17H97V16H96ZM96 17H95V18H96ZM111 17H112V16H111ZM124 17H125V16H124ZM124 17L122 16V18H124ZM133 17H135V16H133ZM148 17H147V18H148ZM153 17H154V16H153ZM153 17L151 16L149 19L152 20ZM156 17H157V16H156ZM156 17H155V18H156ZM165 17H166V16H165ZM180 17H182L181 14H180ZM190 17H191V16H190ZM7 18H8V17H7ZM25 18H26V17H25ZM44 18H45V17H44ZM47 18H48V17H47ZM59 18H60V17H59ZM61 18H62V17H61ZM64 18H65V17H64ZM64 18H63V19H64ZM68 18H71V17H68ZM73 18H74V17H73ZM88 18H90V17H88ZM95 18L93 17L91 20H93V19L95 20ZM112 18H113V17H112ZM115 18H116V17H115ZM115 18H114V19H115ZM117 18H118V17H117ZM122 18H120V19L118 20L119 22H113L114 25H116V24L120 25V23H122L121 25L123 26V24H124L126 21L128 22V20H125L126 18L123 19V20H125V21H122V22H121L120 20H122ZM130 18H131V21L134 20V18L132 19L131 16H130ZM130 18H129V19H130ZM136 18H137V17H136ZM142 18H143V17H142ZM147 18H146V19H147ZM155 18H154V19H155ZM175 18H176V19H175ZM209 18H210V17H209ZM0 19H1V18H0ZM11 19H12V18H11ZM18 19H19V18H18ZM21 19H22V18H21ZM21 19H20V20H21ZM31 19H32V18H31ZM54 19H55V18H54ZM82 19H83V18H82ZM99 19H102V18H101V17H100V18L98 17V20H99ZM138 19H135V22H136V20H137V22H138ZM143 19H144V18H143ZM146 19H145V21H146ZM154 19H153V22H154ZM164 19H166V18H164ZM168 19H169V18H168ZM168 19H167L166 21H168ZM16 20H17V19H16ZM25 20L27 21V20H29V19L26 18ZM39 20H40V18H39ZM41 20H42V19H41ZM41 20L38 21V19L35 18V19L32 21V23L29 22V23H27L26 25H30V27H31V25H38V24H39L41 28H43V27H48V30H50V27H53V29H54V27H55V28L57 27V26H55V23H58V22H55V23H54V22H52V20L50 19L51 21H50V20H49V21L47 20L48 22L46 23V22H44V20H43V21H41ZM55 20H57V19H55ZM60 20H62V19H60ZM71 20H72V19H71ZM71 20H69L68 22H66V21H65V22H62V21H61L62 23H59V24H62L63 30L65 31L64 33H66V31L69 30V28H70V29H71V28H72V29H76L77 31L79 30V29H77V28L80 26V25L77 26V24H79V23H77V22H75V23L73 22V23H72ZM89 20H90V19H89ZM108 20H110V19H108ZM141 20H142V19L139 20L140 22H138V24L141 23V22H143V21H141ZM159 20H160V19H159ZM181 20H182V22H181ZM181 20H180L179 22H180V23H185V25H183V24L180 25V23L178 22L179 24L177 23V24H178L177 27H179V25H180V27H179V28H180L179 31H180V30L182 31V32H181V35H183V39H185L184 37L187 36L186 39L189 40L188 43L190 44V46H192L193 41H194L193 38H195V41H194V42H196V37L194 36V34H195V32H194L195 27L192 28V29H193L192 31L194 32V34L192 33L191 30H189V32H187V30H188L189 28L187 29V28H185V27H188V26H190V25H189V24L186 25V24H187V23H186L187 21H185V20H186L185 18H184V20H183V19H181ZM9 21H10V20H9ZM9 21H7V22H9ZM18 21H19V20H18ZM21 21H22V20H21ZM21 21H20V22H21ZM70 21H71V23H70ZM87 21H88V20H87ZM96 21H97V19H96ZM115 21H116V20H115ZM145 21H144V22H145ZM156 21H157V20H155V22H156ZM184 21H185V22H184ZM192 21L194 22L195 19L190 20V22H192ZM200 21H203V22H202L203 24H204V22L207 24V21H206V20H201V19L199 20V22L197 21L198 24L201 23ZM212 21H213V20H212ZM220 21H221V20H220ZM10 22H11V21H10ZM12 22H13V21H12ZM12 22H11V23H12ZM23 22H24V20H23ZM23 22H21V24H24ZM82 22H83V21H82ZM88 22H89V21H88ZM137 22H136V23H137ZM149 22H150V20H149ZM174 22H173V23H174ZM195 22H196V21H195ZM195 22H194V24H195ZM215 22H216V21H215ZM25 23H26V22H25ZM89 23H91V21H90ZM89 23H87V24L89 25ZM100 23H101V22H100ZM100 23H99V24H100ZM106 23H107V25H109V26H110V24H111V27H115L114 25L112 26L113 23H111V20L109 21V24H108V22H105V25H106ZM131 23H132V22H131ZM147 23H148V20H147V22H145V23H143V24L145 25V24H147ZM156 23H157V22H156ZM188 23H189V21H188ZM213 23H214V22H213ZM17 24H19V22H18ZM87 24H86V25H87ZM91 24H92V23H91ZM94 24H95V23H94ZM94 24H92V25H94ZM99 24H98V25H99ZM129 24H130V23H129ZM133 24H134V23H133ZM133 24H132V25H133ZM138 24H137V25H138ZM149 24H150V23H149ZM149 24H147L146 27L143 26L142 24H140V25H142L141 27L143 28V29L141 30V27H140V30L143 31V32H142L143 34L147 32V28H148V27L150 28ZM151 24H152V23H151ZM157 24H158V23H157ZM162 24H164V22H162ZM166 24H167V23H166ZM166 24H165V26H166ZM191 24H192V23H191ZM198 24H197V25L195 24V25H196V26H200V25H198ZM215 24H216V23H215ZM227 24H228V22H227ZM243 24H244V23H243ZM4 25H5V24H4ZM4 25H2V26H4ZM14 25H15V24H14ZM57 25H58V24H57ZM100 25H101V24H100ZM100 25H99V26H100ZM103 25H104V23H103ZM103 25H102V27H104ZM126 25H128V24H126ZM192 25H193V24H192ZM195 25H193V26H195ZM233 25L236 26L234 23H233ZM233 25H232V26H233ZM238 25H239V24H238ZM19 26H20V24H19ZM59 26H60V25H59ZM124 26H125V24H124ZM158 26H159V24H158ZM160 26H161V25H160ZM193 26H192V27H193ZM244 26H245V25H244ZM15 27H17V26H15ZM24 27H26V26L24 25ZM36 27H39V26H36ZM40 27H39V28H40ZM89 27H90V26H89ZM94 27H95V26H94ZM102 27H101V28H102ZM111 27H109L110 29L107 28V27H106V28H103V30L105 29L104 33L102 32V29L100 28V29H99L100 31L98 30L100 33H98L97 36H99V34H100V35L103 34L104 36H105V34H106V35H107V34L110 35V34H111V31H110V30H111ZM144 27L146 28V32H144V31H145V30H144ZM167 27H169V26H167ZM181 27H182V29H186V31L184 30V32H183V30L181 29ZM202 27H204V26H201V28H202ZM215 27H216V26H215ZM224 27H225V26H224ZM228 27H229V26L226 25L225 29H226V28L228 29ZM230 27H231V26H230ZM230 27H229V28H230ZM240 27H242V26H240ZM8 28H9V27H8ZM21 28H22V27H21ZM21 28H19V29H21ZM31 28H34V30H36V29L39 30L38 28H35V26H34V27L32 26ZM86 28H87V26H86ZM115 28H116V27H115ZM153 28H154V27L152 26V29H150V30L152 31ZM163 28H164V27H162V29H163ZM201 28H199L198 31H197L196 29H195V30H196V32H198V34L201 33V35H202V34H204V33L201 32V31H202ZM222 28H223V27H222ZM222 28H221V29H222ZM9 29H12V28L10 27ZM45 29H46V28H43V30H45ZM51 29H52V28H51ZM57 29H58V28H57ZM88 29H89V28H88ZM95 29H97V28H95ZM107 29H109V30H108V31H110L109 33H107ZM157 29H158V28H157ZM170 29H171V28H170ZM204 29H205V28H204ZM206 29H207V28H206ZM213 29H214V27H213ZM231 29H233V28H231ZM2 30H3V29H2ZM21 30H22V29H21ZM21 30H20V31H21ZM25 30H26V28H25ZM29 30H30V29H28V30L26 31L27 34L25 33V35H27V36H25V35L23 34L25 31H21V33L23 32V33H22L23 35H20V33H19L20 38L22 37L21 39H24V40L21 41L22 43H24L23 41H26V40H29V41H26V43H24L25 45L22 44V45H24V47L28 46V47H26L27 50H25V52H23V50H21V48H20L19 50H17V49H15V48L13 47V49L17 50V51L15 52V53L17 54V56H15V53H13L15 50L12 51V46H13V44L10 45V43H13V42H12L13 39H12V40H11V38L9 39V37H11L12 35L7 36V34H4V35H6L7 38H6L4 35H2L3 37L0 35V36L2 37V38L0 37V43L3 42V43H1L0 45H2V46L4 47V48L1 47V49H2L3 51H5V52H6L8 49H10V52H9V50H8V54L5 53V52H4V54H0V58H1V57H3V58L6 57L7 59L10 58V59L12 60L13 57H14V58L17 57L18 59H20V57H22V56L19 57L18 55L21 54V55H25L24 57H22V59L24 58V59L27 60V58L30 57L29 60H27L28 63H30V65H31V62L33 61V60H32L33 57H35V58L39 57V58H41V60H42V58H44V57H43L44 55H42L43 53H42V52L40 53L39 50H38V51H37V50L35 51V48H34V47L38 44V41H39V40L44 39V38H45V35L47 36V33L45 32V34H43V33H42L43 31H42L41 34H40V32H38V31L36 30V31H37L36 33H38V35H36V34H34L35 31L33 30L34 32H31V33H33L34 35L31 36V38H32V37L34 38V36H37V39H38V41H37V40L35 39L36 37H35L34 39H33V38L30 39V35H32V34H30V31H29ZM60 30L62 31V28H61ZM91 30H92V28H91ZM112 30H114V28H113ZM115 30H116V29H115ZM123 30L126 31L127 29H126V30H125V29H122V31H123ZM129 30H130V29H129ZM165 30H166V29H165ZM172 30H173V29H172ZM200 30H201V31H200ZM217 30H219V29H217ZM14 31H15V29H13V31L11 30V32H14ZM16 31H17V29H16ZM20 31H19V32H20ZM28 31H29V32H28ZM39 31H40V30H39ZM45 31H47V30H45ZM51 31H52V30H51ZM55 31H56V30H55ZM55 31H54V32H55ZM71 31H72V30H71ZM84 31H85V30L83 29L82 32H84ZM89 31H90V30H89ZM92 31H94V28H93ZM98 31H94L95 33H93V37H94V35H96V33H97ZM118 31H119V30H118ZM118 31H116V32H118ZM127 31H128V30H127ZM130 31H131V30H130ZM130 31H128V32H130ZM133 31H135V30L133 29ZM141 31H140V33H141ZM151 31H149V32H150V35L148 34V35L150 36L151 40H150V38H149L147 35H145V34L143 35L142 33H141V34L139 33V35H137V36H138V38H139V36L141 35L140 37H141V40H142V41H141V40H139V41L143 42V39H145L144 42H146V39H147V37H148V38H149L148 40H150V41L148 42V44H147V43H146V44H147L148 46L151 45L150 48L153 49V50H155V49H160L159 46L156 45V44H159V43H156V42H155L156 44L154 43V41H155L154 34H153L154 31H153L152 33H151ZM166 31H168V30H166ZM179 31L176 33V31L173 30V31H171L168 35L171 36V35L173 34V35L175 36L176 34L179 33ZM199 31H200V32H199ZM203 31H205V30H203ZM206 31H207V30H206ZM213 31H214V30H213ZM220 31H221V30H220ZM8 32H9V30H8ZM74 32H75V31H73V34H74V35L72 34V35H73L72 38L75 36V33H74ZM87 32H88V30H87ZM101 32H102V33H101ZM131 32H132V31H131ZM131 32H130V33H131ZM135 32H136V31H135ZM135 32H134V36L136 35ZM161 32H162V31H161ZM161 32H160V34H163V33H161ZM174 32H175V34H174ZM186 32H187V33H186ZM216 32H217V31H216ZM216 32H214V33H216ZM223 32H224V31H223ZM228 32H229V31H228ZM3 33H4V32H3ZM5 33H7V30H6ZM9 33H10V32H9ZM28 33H29V34H28ZM68 33H70V32L68 31ZM118 33H119V32H118ZM120 33H121V32H120ZM166 33H168V32H166ZM189 33H190V34H189ZM207 33H208V31L205 32V34H207ZM214 33H213V34H214ZM217 33H219V31H218ZM224 33H226V32H224ZM230 33H231V31H230ZM0 34H1V33H0ZM15 34H16V33H15ZM61 34H63V32H62V33L60 32V35H61ZM82 34L85 36L84 33H82ZM90 34H91V33L89 32V35H87V34H86V35H87V36H90ZM114 34L116 35V33H114ZM157 34H158V33H157ZM160 34H159V35H160ZM185 34H186V35H185ZM191 34H192V38H191ZM209 34H211V32H209ZM209 34H207V36H210ZM221 34H222V32H221ZM19 35H17V36H19ZM40 35H42V36H40ZM51 35H52V34H51ZM69 35L71 36V34H69ZM77 35L80 36L81 34H78V33L76 32V36H77ZM103 35H102V36H103ZM108 35H107V36H108ZM118 35H121V34H117V36H118ZM123 35H124V34H123ZM125 35H126V34H125ZM142 35L144 36L143 38H142ZM165 35H167V34H165ZM165 35H164V36H165ZM173 35H172V36H173ZM201 35H198V36L201 37ZM14 36H15V35H14ZM39 36H40V37H39ZM43 36H44V37H43ZM66 36H68V34H67ZM66 36H65V37H66ZM81 36H82V35H81ZM87 36H86V37H87ZM91 36H92V34H91ZM107 36H105L106 38L104 37L105 39H104L103 37H100V36H99V38L97 37V38H95V39H93V37L90 38V39H89V37H88V38L85 37V38L87 39V40H86L87 42H88V39H89V40H92V39H93V40H94V43H95V42H96V43H97V42L99 43L100 40L98 41L97 39H100V38H101V39H104L105 41L108 40L107 42L112 41V40H113L114 42L116 41L115 39H112V36H111V38H110V39H112V40L107 39V38L109 37V36H108V37H107ZM113 36H114V35H113ZM117 36H116V37H117ZM134 36H132V37H134ZM137 36H136V37H137ZM145 36H147V37H145ZM152 36H153V37H152ZM162 36H163V35H162ZM189 36H190V39H191V40L193 39V41H190V39L188 38ZM193 36H194V37H193ZM196 36H197V33H196ZM205 36H206V35H205ZM205 36L202 35V38H203V39H202V38H199V39H198V42H201V41H202V43H203L204 40L207 41V39H209V38H207V36H206V38L204 39ZM222 36H223V35H222ZM38 37H39V38H38ZM48 37L50 38L49 43L46 44V43L44 42V43H43L44 46H43V45H42L43 47L41 46V47H42L41 51H44L43 49H46V51H45L44 54H46V52H48V49H50L51 52L53 51V53H54L55 51H56V52H59L60 48H63V47H62V45H63L62 42H63V41H61L60 39H59V40H60L61 42H60V41H56L58 38H57V39H56V38H53V39H56V40H53V39L51 38L50 35H49ZM95 37H96V36H95ZM116 37H115V38H116ZM124 37H125V36H123V38H124ZM130 37H131V36H130ZM159 37H161V36H159ZM211 37H212V36H211ZM214 37H215V35H214ZM227 37H228V36H227ZM46 38H47V37H46ZM46 38H45V41L48 42V39H49V38H47V40H46ZM67 38H68V37H67ZM69 38L72 39L71 37H69ZM75 38H76V37H75ZM77 38H79V37H77ZM126 38H127V37H126ZM165 38H166V40H167V36H166ZM171 38H172V39H171ZM171 38H169V41H168V42H170V43H169L170 46H171L173 43L176 44L177 41H179V44H181V46H182V47H181V46H178V45H177L178 48L181 47L180 49H182L183 47L186 48V46L189 45L188 43H185V45H186V44H187V45H186V46H183V44L181 43V41H180L178 38H176V37H171ZM25 39H26V40H25ZM79 39H82V38H79ZM116 39H120V38H116ZM161 39H162V37H161ZM186 39H185V40H186ZM201 39H202V40H201ZM210 39H211V38H210ZM1 40H4V41H1ZM5 40H6V41H5ZM7 40H8V42H7ZM33 40H34V42H33ZM51 40H52V42H50ZM95 40H96V41H95ZM104 40H101L100 43H102V41H104ZM148 40H147V41H148ZM152 40H153V41H152ZM162 40H163V39H162ZM166 40H164V41H166ZM173 40H175V41H174V42H171V41H173ZM188 40H186V41H188ZM200 40H201V41H200ZM71 41H72V40H71ZM74 41H75V40H74ZM74 41H73V43H77L78 40H77L76 42H74ZM81 41H82V40H81ZM81 41H79V42H81ZM83 41H84V39H83ZM83 41H82V43L85 42V41H84V42H83ZM124 41H125V40L123 39L122 42H124ZM128 41H129V37H128ZM151 41H152L154 44H153ZM186 41H185V42H186ZM21 42H20V43H21ZM56 42H58V43L60 44V47H59L58 49H55L56 46H59V45L56 44V46L53 47V49H54V50H53V49L50 48V47H52ZM64 42L67 43L68 40H67V41H64ZM87 42H85L84 45H86ZM144 42H143V43H139V45H140V44H144ZM150 42H151V43H150ZM191 42H192V43H191ZM208 42H209V41H208ZM5 43H6V44H5ZM29 43H30V44H29ZM32 43H34V44H32ZM82 43H81V45H82ZM88 43H89V42H88ZM88 43H87V44H88ZM90 43H91V41H90ZM90 43H89V44H90ZM92 43H93V41H92ZM110 43H112V42H110ZM110 43H109V44H110ZM116 43H118V44L120 45V44H121V41H120V43H119L118 41H116ZM125 43H126V42H125ZM130 43L137 44V41L135 40V43H134V41H133V42H130ZM177 43H178V42H177ZM202 43H201V44H202ZM204 43H206V42H204ZM4 44H5L6 46H5ZM7 44H8L9 46H7ZM27 44H28V45H27ZM45 44H46V45H45ZM49 44H52V46L50 45L49 48H46V46H47V45L49 46ZM89 44H88V45H89ZM105 44H107V43H105ZM105 44H104V45L101 44V45H103V47H106ZM114 44H115V43H113L112 45L110 44V47H107L109 51L106 50L107 48H104L105 51H106V52H109V54H110L111 52L113 53V52H114V47H116V46H115L116 44H115V45H114ZM118 44H117V45H118ZM126 44H127V43H126ZM126 44H125V45H126ZM146 44H145V45H146ZM149 44H150V45H149ZM165 44H166V43H165ZM175 44H173V46H176ZM211 44H213V43H211ZM79 45H80V43H79ZM90 45H92V44H90ZM101 45H100V46H101ZM113 45H114V46H113ZM129 45H131V44H129ZM160 45H161V44H160ZM166 45H167V44H166ZM166 45H165V46H166ZM194 45L197 46L198 43H194L193 46H194ZM202 45H203V44H202ZM214 45L216 46V48H213V47H212L211 49H213V51H214V49H216V50L218 51L219 49H217V45H216V44H214ZM220 45L222 46V43H221V44H218V47H220ZM228 45H229V44H228ZM10 46H11V47H10ZM30 46H31V48H32L33 46H34V47L31 49ZM37 46L40 47V43H39ZM100 46H99V47H100ZM108 46H109V45H108ZM123 46H124V44H123ZM126 46H128V45H126ZM132 46H133V45H132ZM161 46H163V45H161ZM167 46H168V45H167ZM173 46L171 47L172 50H173V49H177V50L180 51V49H178L177 47L175 48V47H173ZM196 46H194V48H193L194 51H195V49L198 48L200 45L197 46V47H196ZM206 46H207V45H206ZM212 46H213V45H212ZM20 47H22V46H20ZM39 47H36V49H37V48H38V49L41 48V47H40V48H39ZM101 47H102V46H101ZM103 47L100 48V53H101V52L103 53V54L101 53L102 56L99 54V52H97L98 54L94 53L95 55H94L93 53H92V54H93L94 56H96V57H98V55H100L101 57H103V56L105 55L104 58H105V60H107V59H106V56L108 55V53H105V52H104ZM111 47H112V48H111ZM188 47H189V46H188ZM195 47H196V48H195ZM222 47H223V46H222ZM224 47H225V46H224ZM228 47H229V46H228ZM230 47L232 48L233 45H230ZM5 48H7V49L5 50ZM18 48H19V47H18ZM56 48H57V47H56ZM77 48H78V47H77ZM94 48H96V47H94ZM94 48H93V49H94ZM110 48H111L113 51H112ZM131 48H132V47H131ZM131 48L129 47V48H127V49H129V51H130ZM133 48H135V46H134ZM136 48H137V45H136ZM141 48L144 49V48H146V46H143V47H141ZM141 48H137V50L140 49L139 52H142V49H141ZM161 48H163V50L166 51L164 47H161ZM169 48H170V47H169ZM189 48H190V47H189ZM191 48H192V47H191ZM191 48H190V49L187 48V51L191 50ZM201 48H202V46H201ZM203 48H205V49H203V50H205L206 53H207L208 55H209V53H211V51H212V50H210V51L207 50V49H208V46H207V48H206V47H204V45H203ZM23 49H25V48H23ZM78 49H79V48H78ZM78 49H77V50H78ZM97 49H98V48L94 49L95 51H94V50H93V51L96 52ZM101 49H102L103 51H101ZM117 49H118V46H117V48H115V50H117ZM123 49H124V48H123ZM125 49H126V48H125ZM125 49H124V50H125ZM199 49H200V48H199ZM199 49H198V50H199ZM2 50H0V53L3 52ZM28 50H29V52H27ZM31 50L34 51V53L32 52L33 55H34V54H36V55H34V56H32V54L28 55V54L30 53ZM57 50H58V51H57ZM61 50H62V52H61V54H60V52H59V56L61 55V57H63V55L65 54V52H63V51H64V48L61 49ZM67 50H69V49H67ZM91 50H92V49H91ZM91 50L88 51V55L91 54V53H89ZM118 50H119V49H118ZM133 50H134V49H133ZM146 50H147V49H146ZM167 50H168V49H167ZM196 50H197V49H196ZM201 50H202V49H200V53L202 52ZM216 50H215V52H216ZM221 50H222V49H221ZM221 50H220V51H221ZM20 51H21V52H20ZM93 51H92V52H93ZM120 51L122 52L123 50H120ZM126 51H127V50H126ZM129 51L126 52V53H129ZM134 51H135V50H134ZM161 51H162V49H161ZM164 51H163V54H164ZM174 51H175V50H173V52H174ZM181 51H182V50H181ZM181 51H180V52H181ZM191 51H192V50H191ZM220 51H218L219 54L221 53ZM35 52H36V53H35ZM51 52H50V51L48 52V54H50V55H49L50 57L53 56V55L55 54V53H54V54H51ZM115 52H117V51H115ZM115 52H114V53H115ZM121 52H119V53L122 55ZM130 52H133V51H130ZM137 52H138V51H137ZM137 52H136V53H137ZM149 52H150V53H148V52H146V53L144 52L143 54L141 53L142 55H138V54H136V53L134 52V54L137 55V57L134 56V54H131V53H130V55H131L130 57H131V60H132V61H130V62H128V61H129V60H128L129 58H127L126 56H125V59H124V56H121V57H123V59L125 60V61H124L123 59H121L120 54L117 53V54L119 55V59H118L117 56H116V58H114V57H112L111 54H110L111 57H110V59H108V60H109L108 63H105L106 65H105V64H101V63H102V61H101V62H98V63L96 62V66H94V67L96 68V67L99 66V64H100L101 66L104 65L105 67H107V69H106L107 72L104 73V75L102 74V72L105 71V70H104V69H105L104 67H99L100 69L97 67L98 69L96 68V71L94 70L95 68L92 69V70H89V72H90V71H91V72H92V71H93V72L95 71L97 75L99 74V77H100V78L97 77L96 74H95L96 76H95V75H92V74H94L95 72H94V73L92 72V74H91V73H88V71H87V70H88V69H87L88 62L91 61V62L94 63V62H95L97 59H99V58H96V57L93 58V59L91 58V59L93 60V61H92V60H90V57H92L91 55H89L90 57H87L86 54L81 55V57H82V56H85V57L89 58L90 61L84 59V62H85V64H86V66H85L86 68H85V67H84V68H85V70H86V69H87V70H86V71L83 70V69H82V70H83L84 72H86L85 74H80V73H79V70H78L79 68H78L77 65H76V68H75V69L78 70L77 73H78L79 75L77 74L78 76L76 75L77 77H75V75L72 74V73H76V71H74V66H73V65H75V64L71 63V61L74 60V59H72V57H73V56H76L77 58H76V57H73V58H76V59H75V62H76V60L78 59V57H80V55L77 56L78 54H77V55L72 54V55H73V56L71 55L72 57L69 56V58L71 59V61H70L71 65H69V63H68V61H67L69 58H68L66 55H64V57L66 56L68 59H66L67 62H66V63L63 62V63H62L63 65L61 64V66H64V67H65V64H67V63H68L67 66H68V65H69V66H72L73 68H71V67H69V68H71V69L73 70V72H72L71 74L73 75V77L76 78V79H75V78L73 79V78H72V75L68 74V73L71 72V71L69 70V68L67 69V70H69V72H68V71L65 72V71L63 70V71L65 72V75H66V73L68 74L67 76L64 75L65 78L71 76V78L73 79V80H72V79H67V78H66L67 80H66L65 82L67 83V81H69V83H67V84L64 82V83L66 84V87H69L68 85L71 83L70 80H72V81L77 80L78 82L74 81V86L72 85V83H73V82H72V83H71L72 86L70 87V89L68 88V90H66V87H64V85H62V84H63V83H62L63 81H61V78L63 77V75L60 74V75H61V78H60L59 80L61 81V84L59 83L60 81L58 80L57 77H56V80H57V81H56L55 79H54V80L56 81V82H55L56 86H57V85L59 86V84H60L61 86H63L64 89L59 88V91H61V93H59V91H56V94H54L55 90H58V89H57V88L55 89V87H54L55 84H52V82H51V84H46V86H45V85L43 86V85L40 84V82H39V84H40L39 87H38V84H35V85L37 86V87L34 86L35 88H33V85H34V84H33V85L30 84V85H32V88H30L32 91H30V89H29L26 85H24V86H26V87L28 88V90H26V91H28V92H26V91H24V90H21L22 93H23V91H24V93H23V95H22L24 99L22 98V96H21V98L23 99V103H25L26 105H29L28 107H30V110H31V109L34 110V108H35L36 106H39V107H41V108H38V111H40L39 113H43V114H44V112H45V113L47 112V114H44V117H45V116H48V114H49V116L51 115L53 118L55 117V119L52 118V120H53L54 122H56V118H58V117L61 115V116H60V119L63 121L64 118H65V119H69L70 116L73 115V114L70 115L69 112L67 113L68 110L72 109L74 105H75L74 107H76V109H77L76 104H74L73 102H71V105H70V103H69V102L71 101V99L74 97V96H73V97L71 96L72 98L69 97V95H70L69 92H70L71 89H74V88H75V89L77 90V88H78V90H80V89H81V90L78 91V92H76V91H74V92H76V93H80V94H81V95L79 94V95H80L79 99L82 98V101L79 100V102L81 101V103H78V105L83 106L81 109H80V106L78 107V111H79V113L81 112V118H80V120H78V121H81L82 118H83V120L85 121V116L88 115L89 113H91V112L93 113V111H95V109L93 110V104L96 102V100H95V98H94L95 102H94V103H91L92 100H93V98L90 97V98L92 99V100H90V98L88 99V96L90 95V96L97 97V93H98V92H100L101 95L104 94V95H102L101 97L105 96L104 98H106L107 101H108L109 103H110V101L112 100L111 97H113V100H115V101H113L114 103L117 101V103L119 104L120 101H121V103L118 105V107L116 106V103L114 104L112 101H111L112 103H111L110 105H109V103L107 102L108 104H106V105H108L109 107H110L112 104H114L115 107H117L118 109H120V111H121V110H123V111L126 110V112H131V110H138L139 113H138L137 111H136V112L138 113V115H139V117H140L141 114L143 115V113H141V112L139 111V110H142V109L140 108V106H141L142 108H144V107H146V106H149V103H150L151 100H153V101H157V100H160V98H161V101L164 102V97H165V98H166V99H165V100H166L165 102H166V103H169V102H170V104L172 103V100H171V99H174V100H173L174 103H175V100L178 101V100H180V99H182V98H185V100H186V98H187V93L184 94L182 97H179L180 94L185 93V91L182 92V93H180L179 95H177V94H178V93H177L178 91H176L177 88H176V89L174 88V89H175L174 92L176 91V92H175V93H176V96H175V97L172 96V95L174 94V92H171V95H170V93H168V91H169V92H170V91H173V90H172V89H173V86L169 87L168 85H170V84H168V83H166V85H167L166 88H168V87H169V88H168L167 90H165V91H167V92H166V95L164 96V93H165V92H164V90H162V89H164V87H163V86H164V85H163V84H164V79H167L166 77H168V76H166V75L170 74L169 71L173 72V75H176L177 73H180L179 75H181V71H180V70L183 69L182 67H180L181 69L178 68V69H180V70H179L180 72H177V73H176V71H174V67H173V65H176V66H178V67H179V65L183 66L181 63H186V61L188 60V58H189L191 61H193V60L195 61V58H197V59L200 60L201 64H205V63H203L204 61H206L208 58H210L211 55H212V57H213V56H215V55H213V54H216V53L214 52L213 54H210V55H209L210 57H207V54L204 52V53L206 54V55H204V53L202 52V54H201L199 57H197V56L195 57V55H194L195 58L193 59V57H191L190 55H187V56H184V55H183V56H184V57H183V56H181L182 54L180 55L179 53H177V54H179L180 58H179V56H175V58L173 59L174 54L176 55V53H175L176 51L174 52V54L171 53L170 50H169V52H170L171 54L167 51V53L170 54V55L168 54V56H167L166 54H165V55H166V56H165V55H163V54H161V53H157V54H155V53H152L151 51H149ZM158 52H159V50H158ZM9 53H10V54L13 53V54H14L13 57H12V55L10 56ZM22 53H24V54H22ZM25 53H28V54H27L28 57H27V55H26ZM38 53L41 54V57H40L39 55H37ZM69 53H71V52L69 51ZM182 53L185 54V52H182ZM195 53H197V54L199 55V52L196 51ZM48 54H46V55H48ZM57 54H58V53H57ZM57 54H56V56H57ZM62 54H63V55H62ZM75 54H76V53H75ZM79 54H80V53H79ZM117 54H116V55H117ZM151 54H152V55L154 54L155 56L153 55V56H150V57L144 58L145 55H151ZM159 54H160V55H159ZM186 54H187V53H186ZM186 54H185V55H186ZM4 55H7V56H4ZM67 55H68V54H67ZM157 55H158V56H157ZM172 55H173V56H172ZM203 55H204V56H203ZM216 55H217V54H216ZM9 56H10V57H9ZM31 56H32V58H31ZM49 56H46V57H49ZM108 56H109V55H108ZM159 56H160V57H159ZM205 56H206V60H205ZM26 57H27V58H26ZM50 57H49V58H50ZM53 57H55V55H54ZM61 57H60V58H61ZM101 57H100V58H101ZM155 57H159V58H160V59H159V58L157 59V62H158L157 64H159V66H158L159 69H161V68H165V66L168 65L167 63H168V61H169V63H170L169 65H170V66L168 65V66L166 67V69H171V70H167V72H166V70L163 69V70H164L163 74H165V72L168 73V74L163 75V74L161 73L162 70L160 71L159 69H158V70H154L153 73H150V72H149L150 74H148V72H146L147 69L149 70L150 67H154V66L156 65V63H155V61H154V60H155ZM190 57H191V58H190ZM200 57H201V58L203 57L202 60L200 59ZM35 58H33V59L35 60ZM39 58H37V59L40 61ZM49 58H48V59L46 58V59H47L46 62L48 61V64L51 63V62H50V61H51L50 59H52V57H51L50 59H49ZM58 58H59V57H58ZM58 58L56 57V58H54V59L52 60V63H53V64H54L55 62L57 63V64L55 63L56 66H60V65H58V64H59L58 62H59V61H62V59H63V58H62V59L60 60V59H58ZM108 58H109V57H108ZM149 58H151V60H152L151 62H148V61H147ZM162 58L165 59V60L163 61V63H164V62H167V63H165L166 65H164V64L162 63V60H161ZM170 58H172L174 61L178 59L179 62H180V64L177 65V64H178V63H177L178 60L175 61L177 64H175V63L173 62V60H172V62H173V65H172ZM176 58H177V59H176ZM215 58H216V57H215ZM7 59H5L6 62L8 61ZM10 59H9L8 63H9V62H11V63H10V64L7 63L8 65L5 63V61H4L5 64L0 63V65H1L0 67H1V68L4 67V65H7L8 67H10V66L12 65L10 68H8V67H7V68H6V67L4 68V70H6V71H8V72H5V71L3 70V68H2V70H0V76L2 75L1 78H0V80H1V79H4V77L6 78V76H9L11 72H17V70H19L20 68H21L22 70H24L23 72H25V71H29V69H32L31 67H34L35 64H37V65L39 64V66H41L43 63H45L46 65L43 64V65H44V66H43L44 69H45V68L47 67V65H48V64L45 62V60H44V61H41V62L37 61L38 63L35 62V61H36V60H35V61H34L35 63H34L32 66H28V65H27L28 68H26L27 66H25L24 64H25L27 61L25 62V60L22 61V60L20 59V60H21V63L23 62L22 65H24V66H22L20 62H19V63L17 62L18 64H16V62H15V64H13V63H12L13 61H10ZM18 59H17V61H19ZM30 59L32 60L31 62H29ZM55 59H57V60H55ZM94 59H95V60H94ZM101 59H102V58H101ZM166 59H167V60H166ZM211 59H212V58H211ZM58 60H59V61H58ZM79 60L81 61V58H79ZM85 60H86V61H85ZM120 60H121V61L123 60V64H121V69H118L117 66L120 64V62H121ZM126 60H127V62H126ZM145 60H146V61H145ZM159 60H160V61H159ZM190 60H188V62H189ZM199 60H198L197 65H199V63H200ZM203 60H204V61H203ZM212 60H213V59H212ZM217 60H218V59H217ZM234 60H235V59H234ZM234 60H233V61H234ZM14 61H16V59H14ZM54 61H55V62H54ZM97 61H100V60H97ZM213 61H214V60H213ZM231 61H232V60H231ZM24 62H25V63H24ZM42 62H43V63H42ZM86 62H87V63H86ZM91 62H90V63H91ZM106 62H107V61H106ZM160 62H161L162 65L160 64ZM188 62H187L186 64H188ZM195 62H197V60H196ZM60 63H61V62H60ZM79 63H80V62H79ZM79 63H78V64H79ZM93 63H92V64H93ZM103 63H104V62H103ZM116 63H119V64L116 65ZM121 63H122V62H121ZM208 63H210V61H208ZM2 64H3V66H2ZM53 64H51V65H53ZM72 64H73V65H72ZM76 64H77V62H76ZM92 64H91V65H92ZM192 64H193V62H192ZM192 64L190 65V68H192L193 71H194L195 69H194L193 67L196 68V67H198V66H196V63H194V64H195L194 66H193ZM212 64H213V63H212ZM230 64H231V63H230ZM14 65H15V66H14ZM16 65H17V66H16ZM18 65H20V66H18ZM37 65H36V69H37V70H40V67L37 66ZM55 65L53 66V69H55V68H54V67H56ZM80 65L82 66V64H80ZM80 65H78V66H80ZM91 65H90V66H91ZM93 65H95V64H93ZM93 65H92V66H93ZM122 65H123V66H122ZM160 65L162 66L161 68H160ZM207 65H208L209 67L211 66V65H209V64H207ZM21 66H22L24 69H23ZM45 66H46V67H45ZM48 66H49V68L47 67V69H50V65H48ZM61 66H60V67H61ZM83 66H84V65H83ZM114 66H116V68H115ZM176 66H175V67H176ZM184 66H185V64H184ZM191 66H192V67H191ZM200 66L202 67V65H200ZM200 66H199V68H200ZM205 66H206V65H205ZM14 67H15L17 70H16ZM88 67H89V66H88ZM186 67H187V65H186ZM203 67H204V66H203ZM203 67L200 68V69H202V71H203ZM206 67H207V66H206ZM233 67H235V66H233ZM1 68H0V69H1ZM12 68H13V70H12ZM18 68H19V69H18ZM25 68H26L27 70H26ZM41 68H42V66H41ZM61 68H62V67H61ZM77 68H78V69H77ZM146 68H147V69H146ZM172 68H173V69H172ZM230 68H231V67H230ZM34 69H35V68H33L32 70L36 73V70H34ZM89 69H90V68H89ZM145 69H146V70H145ZM175 69H177V68H175ZM209 69H210V68H209ZM22 70L18 71V74H19L20 72L22 73ZM50 70H51V69H50ZM50 70H49V71H50ZM55 70H58V67H56ZM97 70H98V71H97ZM99 70H100V71L103 70V71L100 72ZM172 70H173V71H172ZM184 70H185V68L183 69V71H184ZM196 70H199V69H196ZM204 70H205V69H204ZM221 70H222V69H221ZM231 70H232V69H231ZM233 70H234V69H233ZM235 70H236V67H235ZM235 70H234V72L236 73V71H238L239 69L236 70V71H235ZM3 71H4V72H3ZM10 71H11V72H10ZM45 71L47 72V74L50 73L48 70H45ZM58 71H60V70H58ZM61 71H62V70H61ZM63 71H62V73H63ZM149 71H152V68H151V70H149ZM199 71H200V70H199ZM211 71H213V70H211ZM34 72H32V73L34 74ZM43 72H44V71H43ZM48 72H49V73H48ZM53 72H55V74H56V71H52L51 73H53ZM84 72H83V73H84ZM97 72H98V73H97ZM194 72H196V71H194ZM203 72H204V71H203ZM2 73H4L5 75L2 74ZM6 73H7V74H6ZM21 73H20V74H21ZM27 73H29V72H27ZM100 73H101V76H104V77L101 78ZM175 73H176V74H175ZM191 73H192V72H191ZM198 73H200V72H198ZM198 73H197V75H198ZM213 73H215V72L213 71ZM220 73H221V72H220ZM237 73H238V72H237ZM36 74H37V73H36ZM55 74H54V75H55ZM192 74H193V73H192ZM192 74H191V75H192ZM194 74H195V73H194ZM221 74H222V73H221ZM221 74H218V75L221 76ZM238 74H239V73H238ZM14 75H15V74H14ZM37 75H40V73H38ZM41 75H42V73H41ZM54 75L49 74V75H47V76H48L49 79H50V76H54ZM86 75H90V78H89V76H87L89 79H91V78L93 79V77H97L96 79H98V80H97V81L95 80L96 82H93L94 79H93V80H92V79H91V80L88 79V81H89V82H88V81L85 80V79H87ZM161 75H162V77H164V79L161 77ZM171 75H172V74H171ZM173 75L170 76V77H173ZM177 75H178V74H177ZM183 75H184L183 77H185V72H184ZM186 75H187V74H186ZM188 75H189V74H188ZM201 75H202V74H201ZM203 75H204V74H203ZM235 75H236V74H235ZM3 76H4V77H3ZM22 76H23V74H22ZM22 76H21L20 78H22ZM35 76H36V75H35ZM84 76H85V77H84ZM92 76H93V77H92ZM154 76H155V77H154ZM157 76H158V77H157ZM212 76H213V75L211 74L209 77H212ZM233 76H234V75H233ZM236 76H237V75H236ZM44 77H45V76H43V78H44ZM174 77H175V76H174ZM174 77L172 78V80L175 79ZM195 77H196V76H195ZM206 77H207V76H206ZM214 77H215V75H214ZM214 77H213V78H214ZM20 78H19V79H20ZM34 78L36 79V77H34ZM39 78H40V77H39ZM45 78H46V77H45ZM78 78H79V80H78ZM84 78H85V79H84ZM156 78H158V79H156ZM177 78H178V76H177ZM180 78H181V76H180ZM180 78H179V79H180ZM186 78H187V77H186ZM207 78H208V77H207ZM227 78H229V81H230V75H229V77H227V75H226V79H227ZM234 78H235V77H234ZM40 79H42V78H40ZM51 79L53 80L52 77H51ZM83 79L86 81V83L88 82L87 85L84 83L85 81H82ZM99 79H100L101 81H100ZM155 79H156V80H155ZM160 79H161V80H160ZM168 79H169V78H168ZM184 79H185V78H184ZM198 79H199V78H198ZM226 79L224 78V80H226ZM231 79H232V78H231ZM236 79H237V77H236ZM236 79H234L233 81H235V82L237 83ZM22 80H23V79H22ZM28 80H29V78H28ZM28 80H27V81H28ZM32 80H33V77H32V79H31V81H32ZM37 80H38V79H37ZM37 80H36V81H37ZM45 80H46V79H45ZM52 80H50V81H52ZM62 80H64V78H63ZM145 80H146V82H147V81L150 82V83H149V82L147 83V85H148V86H147V89H146V83H145ZM181 80L183 81V79H181ZM217 80H218V79H217ZM27 81L25 82V80H24V83L29 84L28 82H30V80H29L28 82H27ZM42 81H44V80H42ZM47 81H48V80H47ZM47 81H46V83H47ZM79 81L81 82L82 85H86V86H88V84L90 83V81H92L93 83L91 82L92 84L90 83L89 87H86V86H85V87L88 88V89L90 88V89L92 90V88L90 87V86L92 85V86H93V90L96 91V93L93 94V90L90 91V89L87 90V89L85 88V89L87 90V93L90 91V92L92 93V95H91L90 92L88 93L89 95L85 94L84 92H86V91H84V87L81 88V86H80V84H79V83H80ZM140 81H141V82L144 81L143 83H145V84L139 83ZM174 81H177V79H175ZM187 81H188V80H187ZM191 81H192V80H191ZM199 81H200V80H199ZM201 81H202V79H201ZM227 81H228V80H227ZM229 81H228V82H229ZM97 82H98V83H97ZM114 82H115V83H114ZM116 82H120V83L123 82L122 85H123L124 87H123V86L121 87V84L119 83V85H118ZM178 82H179V81H178ZM202 82H204V80H203ZM205 82H206V81H205ZM263 82H264V81H263ZM16 83H17V82H16ZM18 83H19V86H23V85H20V82H18ZM21 83H22V81H21ZM32 83H34V81H32ZM35 83H36V82H35ZM42 83H43V82H42ZM44 83H45V82H44ZM49 83H50V82H49ZM58 83H59V84H58ZM77 83H78V84H77ZM83 83H84V84H83ZM96 83H97V85H96ZM112 83H113L115 86H116V84H117V86H119V87H116V88H115L114 85H113ZM172 83H173V82H172ZM180 83H181V82H180ZM192 83H193V82H192ZM206 83H207V82H206ZM206 83H203V84H206ZM258 83H259V82H258ZM75 84H77V86H79V87H76ZM99 84H100V85L102 84V85L100 86ZM125 84L128 85V86H126ZM141 84H142V85H141ZM157 84H158V85H157ZM173 84H176V83H173ZM173 84H172V85H173ZM233 84H234V83H233ZM261 84H262V83H261ZM263 84H264V83H263ZM17 85H18V84H17ZM41 85H42V86H41ZM50 85H54V86L51 87ZM98 85H99L100 87H102V88L105 86V88H103V89H105V90L103 91V89L100 88ZM111 85H112L113 87H111ZM143 85H145V86H143ZM197 85H198V84H197ZM200 85H201V84H200ZM207 85H209V84H207ZM24 86H23V88H25ZM48 86H49V87H48ZM61 86H60V87H61ZM94 86H98V87H97L98 89H96V87L94 88ZM125 86H126V87H125ZM179 86H180V85H179ZM179 86H178V87H179ZM183 86H184V85H183ZM183 86H182V87H183ZM195 86H196V85H195ZM202 86H203V85H201V87H202ZM226 86H227V85H226ZM235 86H238V85H235ZM41 87H42V88H41ZM43 87L46 88V89H44ZM144 87H145V89H146L145 91H144ZM174 87H175V86H174ZM185 87H186V86H185ZM196 87H198V86H196ZM208 87H210V86H208ZM227 87H228V86H227ZM17 88H18V87H17ZM17 88H16V89H17ZM23 88H22V89H23ZM39 88H40L41 90L43 89V91L46 90L48 93H47L46 91H45V93L48 94L49 97L51 96V94H49V91L51 90L50 88H52V90L54 89V92H53L52 90L50 91V92L52 93V96H53V95H56V97H57V95H59V94H60V95H63V93H64V95H66V97H64V95L61 96L62 98H60V97L58 96L59 98H58V100H56V104H54V105L51 104V103H49V101L51 100V98H50L49 101H47L48 105H46V104H47V103H45V102H46L45 100H47L46 98H44L45 100L43 99L45 102L40 101V99H39V98H41V97H39L40 95H38L39 93H41V90H39ZM47 88H48V89H47ZM118 88H122L123 90H121V92H120ZM204 88L206 89V87H204ZM235 88H236V87H235ZM237 88H238V87H237ZM8 89H9V88H8ZM16 89H13V90H15L14 93H16ZM25 89H26V88H25ZM34 89H35V90H34ZM37 89H38L39 91H38ZM60 89H61V90H60ZM75 89H74V90H75ZM186 89H187V88H186ZM212 89H213V88H212ZM212 89H211V90H212ZM1 90H2V89H1ZM10 90H11V89H10ZM10 90H7V91L10 92ZM62 90H64V91L66 90V91H65V92H62ZM100 90H101V91H100ZM160 90H162L163 92H159ZM198 90H199V89H198ZM216 90H217V89H216ZM239 90H240V89H239ZM5 91H6V89H5ZM5 91H4V92H5ZM37 91H38V92H37ZM81 91H82V92H81ZM102 91H103V92H102ZM181 91H182V90H181ZM201 91H202V90H201ZM206 91L208 92V89H207ZM209 91H210V89H209ZM219 91H220V90H219ZM25 92H26V95H25ZM33 92H34V93H33ZM36 92H37L38 94H37ZM66 92H68L69 94L67 93V94H68V95H67ZM211 92L213 93V91H211ZM216 92H218V91H216ZM216 92H215V93H216ZM222 92H223V91H221V93H222ZM227 92H228V91H227ZM229 92H230V91H229ZM229 92H228V94H227V93H226V94L229 95V94H230ZM0 93H1V91H0ZM10 93H11V92H10ZM35 93H36L38 96H37ZM58 93H59V94H58ZM82 93H84V95H83ZM159 93H161L162 96H161ZM162 93H163V94H162ZM199 93H201V92H199ZM32 94H35L33 98H31V97H32V96H31ZM41 94H42V93H41ZM43 94H44V93H43ZM43 94H42V95H43ZM72 94L75 95V97L77 96L75 93H72V90H71V95H72ZM112 94H113V96H112ZM168 94H169V96H171L169 99H168L169 96L167 97ZM191 94H192V95H191ZM195 94H196V93H195ZM195 94H194V93H190L189 95H191V97H192V96L195 95ZM11 95H12V94H10V96H11ZM24 95H25V96H24ZM27 95H28V96H27ZM29 95H30V97H29ZM48 95H47V97H48ZM155 95H157V96L154 97ZM158 95H160L161 97H159ZM189 95H188V97H189L188 100L190 99V96H189ZM203 95L205 96V93H204ZM209 95H210V93H209ZM215 95H216V94H215ZM217 95H218V94H217ZM217 95H216V96H217ZM222 95H223V94H222ZM4 96H5V94H4ZM4 96H3V97H4ZM12 96H13V95H12ZM35 96H36V97H39V98H36ZM67 96H68L69 98H68ZM81 96H82V97H81ZM83 96H84L85 98L87 97V99H85ZM197 96H198V95H197ZM197 96H196V97H197ZM204 96H203V97H204ZM15 97H17V96H15ZM15 97H14V98H15ZM43 97H45V95H43ZM43 97H42V98H43ZM49 97H48V98H49ZM177 97H178V98H177ZM205 97H206V96H205ZM211 97H214V96H209L210 99H211ZM218 97H219V96H218ZM218 97H217V98H218ZM21 98H20V100H21ZM29 98H31V99H29ZM42 98H41V99H42ZM65 98H68V99L70 100V101L68 102V103H69L68 105L71 106V107L68 108V106H65V104H67V102H65V100H64ZM97 98H98V97H97ZM162 98H163V100H162ZM198 98H199V97H198ZM214 98H215V97H214ZM214 98H213V100H214ZM219 98H220V97H219ZM226 98L229 99V97H226ZM226 98H225V99H226ZM32 99H33V100H32ZM35 99H36V101H37V99H39L38 101L40 102V103H39L40 105L38 104V102L35 101ZM60 99H61V100H60ZM106 99H105V103H106ZM108 99H109V100H108ZM193 99H194V98H193ZM196 99H197V98H196ZM204 99H205V98H203V100H204ZM10 100H11V99H10ZM27 100H28V101L31 100V101H30L31 103L28 102ZM52 100H53V99H52ZM54 100H55V98H54ZM59 100H60V101H59ZM62 100H63V101H62ZM72 100H73V99H72ZM83 100H87L86 102H88V100H89L88 104H87L85 101H83ZM94 100H93V101H94ZM13 101H16V98H15V100H13ZM24 101H25V102H24ZM33 101H34V102H33ZM61 101H62V102H61ZM66 101H67V99H66ZM90 101H91V102H90ZM102 101L104 102V100H102ZM118 101H119V102H118ZM190 101H192V100H190ZM196 101H197V100H196ZM201 101H202V100H201ZM201 101H200V102H201ZM205 101H206V100H205ZM207 101H209V100H207ZM221 101H222V100H221ZM16 102H17V101H16ZM32 102H33V103H32ZM42 102H43L44 104H43ZM51 102H52V103H55V102H53V101H51ZM57 102H58V103H57ZM60 102H61L62 104H61ZM63 102H64V103H63ZM128 102H129V105H128ZM143 102H145V103L143 104ZM151 102H152V101H151ZM182 102H184V101H182ZM14 103H15V102H14ZM29 103H30V104H29ZM83 103H84V105H83ZM90 103H91V104H90ZM105 103L103 104V103H100V102H99V103L96 102L95 104L98 106V107L96 106L98 109H101L100 106H103V107L105 108ZM130 103H131V105H133V106L130 107ZM132 103H133V104H132ZM146 103H148V105H146ZM159 103H161V102L158 101V104H159ZM193 103H194V101H193ZM198 103H199V101L197 102V104H198ZM206 103H209V102H206ZM42 104H43V106H42ZM49 104L53 106V107H52V106H51V107H52V109L54 108V110L58 107L60 110H58V108H57L56 110H58L59 113H57L58 111L56 112V110H55V111L53 110L52 112H54V114H52L51 109L49 108V106H50ZM72 104H73V106H72ZM85 104H86V107H85ZM95 104H94V108H96V107H95ZM98 104H99V105H98ZM102 104H103V105H102ZM125 104H127V107H126ZM136 104H137V105L139 104V106H136ZM150 104H151V103H150ZM156 104H157V103H156ZM156 104H155V105H156ZM170 104H169V105H170ZM180 104H182V103L180 102ZM183 104L185 105V103H183ZM183 104H182V105H183ZM195 104H196V103H195ZM202 104H205V103H202ZM209 104H210V103H209ZM209 104H207V105H209ZM254 104H255V103H254ZM262 104H263V103H262ZM2 105H3V104H2ZM2 105H1V106H2ZM17 105H18V104H17ZM31 105H32L34 108L31 107ZM34 105H35V106H34ZM57 105H59V106H57ZM60 105H61V106H60ZM87 105H88V107L91 106V107H89V109H90L91 112H90L88 109H86V108H87ZM114 105H113V106H114ZM121 105H124V106H121ZM142 105H143V106H142ZM176 105H178V104L176 103ZM189 105H191V104H189ZM189 105L187 104L186 107H188ZM199 105H200V104H199ZM210 105H214V104H210ZM1 106H0V109H1ZM9 106H10V105H9ZM22 106H23V105H22ZM64 106L67 107V108H65ZM108 106H107L108 109L105 110V112H106V114L109 115L110 110H111V109L113 110V106H111L112 108H111V107L109 108ZM120 106H121V108H120ZM128 106H129L130 108H128ZM153 106H154V105H153ZM156 106H158V105H156ZM159 106H160V104H159ZM193 106H194V105H193ZM197 106H198V105H197ZM202 106H204V105H202ZM202 106L199 107V108H201V110L203 109ZM259 106H261V105H259ZM47 107H48V108H47ZM60 107H61L62 109H61ZM63 107H64V108H63ZM103 107H102V108H103ZM134 107H135V108H134ZM150 107H151V106H150ZM174 107H175V106H174ZM184 107H185V106H184ZM189 107H190V106H189ZM210 107H211V110H212L213 107L215 108V106H213V107L210 106ZM217 107H218V106H217ZM219 107H220V106H219ZM9 108H10V107H9ZM18 108H19V105H18ZM45 108H47V110H46ZM91 108H92V109H91ZM117 108L115 109V111H114V110L111 111V114H113V115L116 116V115H117V114H116V111L118 110ZM147 108H148V107H147ZM169 108H170V107H169ZM179 108H180V107H179ZM208 108H209V106H208ZM3 109H4V106H3ZM10 109H14V110H13V114H15V113L17 112V111L14 112V111H15V108H10ZM25 109H26V108H25ZM66 109H67V110H66ZM76 109H75V110H76ZM79 109H80L81 111H80ZM83 109H84V110H83ZM85 109H86V110H85ZM98 109H97V110H98ZM144 109H145V108H144ZM167 109H168V108H167ZM184 109H185V108H184ZM184 109H183V110H184ZM188 109H189V108H188ZM188 109H187V111H188ZM191 109H192V108H191ZM204 109H206V108H204ZM209 109H210V108H209ZM215 109H216V108H215ZM215 109H214V111H215ZM41 110H42V111L44 110V112H41ZM45 110H46V111H45ZM49 110H50V111H49ZM61 110H62L63 112H61V114H60V111H61ZM73 110H74V109H72V111H73ZM82 110H83V111H82ZM87 110L89 111V113H88ZM92 110H93V111H92ZM147 110H148V109H147ZM147 110H144V111H147ZM153 110L155 111L154 108H153ZM164 110H165V109H164ZM173 110H174V109H173ZM173 110H172V111H173ZM176 110L178 111V109H176ZM180 110H181V109H180ZM196 110H197V107H196ZM217 110H218V109H217ZM3 111H4V110H3ZM5 111H6V109H5ZM7 111H8V110H7ZM25 111H26V110H25ZM70 111H71V110H70ZM85 111H86L87 113H86ZM98 111H99L98 113H99V115H100V110H98ZM101 111H102V109H101ZM120 111H119V110L117 111L118 114H119V116H120V117L117 116V118H120V119H122V120H123V118L126 117V116H127V118H129V116L127 115L126 112H122V115H120V113H119ZM144 111H143V112H144ZM161 111H162V110H161ZM165 111H166V110H165ZM185 111H186V110H185ZM203 111H204V110H203ZM28 112H30V111L27 110V113H28ZM33 112H34V111H33ZM84 112H85V113H84ZM112 112H113V113H112ZM136 112H133V114H131V113H132V112H131L130 114H131L132 116H131V115H130V116H131L132 118H133V117H136V116H135V115L137 114ZM166 112H167V111H166ZM166 112H165V113H166ZM183 112H184V111H183ZM9 113H11V112H9ZM34 113H35V112H34ZM34 113H33V114H34ZM50 113H51V114H50ZM55 113H56V115H55ZM63 113H64V114H63ZM66 113H67V114H66ZM92 113H91L90 116L94 117V115H92ZM103 113H104V111H103ZM124 113H125V114H124ZM134 113H135V114H134ZM154 113H155V112H154ZM168 113H169V112H168ZM171 113H172V112H170V114H171ZM179 113H180V112H179ZM197 113H199V109H198V112H197ZM209 113H211V112H209ZM212 113H213V112H212ZM17 114H18V113H17ZM30 114H31V113H30ZM33 114H32V115H33ZM35 114H36V113H35ZM68 114H69V115H68ZM84 114H85V115H84ZM93 114H94V113H93ZM128 114H129V113H128ZM158 114H159V113H158ZM174 114H175V113H174ZM180 114H181V113H180ZM184 114H185V112H184ZM187 114H189V113H187ZM191 114H192V113H191ZM203 114H204V115L206 114L205 111H204ZM11 115H12V113H11ZM11 115H10V118L12 117ZM27 115H28V114H27ZM58 115H59V116H58ZM67 115H68V116H67ZM78 115H79V114H78ZM113 115H111V117H112ZM125 115H126V116H125ZM138 115H137V116H138ZM154 115H155V114H154ZM162 115H163V114H162ZM164 115H165V114H164ZM166 115H167V114H166ZM171 115L173 116V114H171ZM171 115H170V116H171ZM194 115H196V114H194ZM201 115H202V114H201ZM7 116H8V115H7ZM28 116H29V115H28ZM28 116H27V117H28ZM35 116H36V115H35ZM79 116H80V115H79ZM102 116H103V118H102ZM105 116H106V115H105ZM105 116H104V114H103V115H101V117H100V118H101L100 123H103L102 125H105V127H106V123H108L107 125H109V123L112 122V121L107 122L108 120H112V119L116 118V117L113 116L112 119H111V117H110V119H109V118H107V117H105ZM197 116L201 117L200 115H196V116H193L192 119H196ZM202 116H203V115H202ZM17 117H18V116H17ZM17 117H16V118H17ZM63 117H64V118H63ZM86 117H87V116H86ZM104 117H105V119H106V122H105ZM131 117H130V118H131ZM150 117H151V116H150ZM158 117H160V116H158ZM177 117H178V116H177ZM177 117H176V118H177ZM194 117H195V118H194ZM199 117H198V118H199ZM13 118H14V116H13ZM40 118H41V117H40ZM45 118H48V117H45ZM49 118H51V117H49ZM127 118H125V119H126V122H125V121H123V122H125V123L129 122V121H127ZM130 118H129V119H130ZM145 118H146V117H145ZM152 118H154V117H152ZM180 118H183V117H180ZM189 118H190V117H189ZM189 118H188V119H189ZM6 119H7V118H6ZM11 119H12V118H11ZM11 119H10V120H11ZM18 119L20 120V117H19ZM30 119H31V118H30ZM58 119H59V118H58ZM58 119H57V122H59ZM65 119H64V121H65ZM71 119H72V120H75V118H73V116H72ZM90 119H91V120L93 119V121L96 120L95 118H90ZM120 119H118V120H120ZM129 119H128V120H129ZM190 119H191V118H190ZM49 120H51V119H49ZM52 120H51V121H52ZM72 120H71V121H72ZM91 120H89L88 122H87V121H85V122L82 121L83 125L85 124V129H84V127H82V128H83L82 131H78L79 129H77V128H76L77 130H73V129H72L73 131H71V132H73V133L75 132V133L73 134V133H71L70 130H69V132H70L69 135H70L71 137H72L73 135L76 136V133H77V132H79V134H82V133H83V136H82V135H79V138L77 137L78 135L76 136L77 139H75V142H77L79 139H80V141H81V139H82V143L79 141V142L76 143L77 146H76V144H75L76 147L79 146V148H80V147L82 148V147H84L86 144H89V147L91 148V150H92V148H93V150H95V149H94V144H95V143L92 142V139H95V137L97 138L98 134H100L98 140H99L101 137H105L106 134L108 135L107 131H109V130H107L106 132H104L105 130L101 128L102 130H104V131L102 132V130H99V129H98L99 127L94 129V126L97 127V125H98V126L101 127V124H100V123H94V122H92ZM114 120H116V119H114ZM122 120H121V121H122ZM136 120H139V118L137 117ZM159 120H160V119H159ZM161 120H162V118H161ZM164 120L166 121V119H164ZM177 120H178V119H177ZM177 120H176V121H177ZM185 120H186V118H185ZM62 121H61V122H62ZM66 121H67V120H66ZM90 121H91L92 123H91V126H89L90 129H91V130H89V132H92V131H93V132L95 133V132L97 131V129H98V130H99V131H97L98 133L96 132V134H94L93 132H92V133H89V132L87 131L86 128H88L87 125H89L88 123H90ZM98 121H99V120H98ZM139 121H141V120H139ZM178 121H180V119H179ZM73 122H74V121H73ZM133 122H134V119H133L132 123H133ZM141 122H142V121H141ZM141 122H140V123H141ZM169 122H170V121H169ZM59 123H60V122H59ZM62 123H63V122H62ZM71 123H72V122H71ZM74 123H75V122H74ZM77 123H78V122H77ZM79 123H80V122H79ZM79 123L77 124V127L79 126ZM86 123H87V125H86ZM93 123H94V124H93ZM112 123H113V122H112ZM120 123H121V122H120ZM132 123H130V124L132 125ZM134 123L137 124L136 122H134ZM144 123H145V122H144ZM163 123H164V122H163ZM173 123H174V122H173ZM56 124H58V123H56ZM96 124H97V125H96ZM99 124H100V125H99ZM127 124H128V123H127ZM149 124H150V123H149ZM151 124H152V123H151ZM167 124H168V123H167ZM171 124H172V122H171ZM174 124H175V123H174ZM176 124H178V123H176ZM58 125H59V124H58ZM58 125H56V127H57ZM60 125H62V124H60ZM64 125H65V124H64ZM64 125H62V126H60V127L62 128ZM110 125H111V123H110ZM131 125H129V126H131ZM146 125H147V124H146ZM162 125H163V124H162ZM165 125H166V122L164 123V126H165ZM66 126H68V125L66 124ZM75 126H76V125H75ZM80 126H82L81 123H80ZM112 126H113V127H112ZM112 126H111V128H114V130H115V126H114V124H112ZM124 126H125V125H124ZM127 126H128V125H127ZM132 126H135V125H132ZM143 126H144V125H143ZM201 126H202V125H201ZM71 127H73V126H71ZM71 127H69V128H71ZM91 127H92V128H91ZM102 127H103V126H102ZM105 127H104V128H105ZM120 127H121V126H120ZM120 127L118 126V128H119V134H120L121 131H125V130H126V128H125V130H120ZM122 127H123V126H122ZM125 127H126V126H125ZM135 127H136V126H135ZM153 127H154V126H153ZM53 128L56 129L54 126H53ZM58 128H59V126H58ZM118 128H117V130H118ZM127 128H128V127H127ZM131 128H132V127H131ZM138 128H139V127H138ZM221 128H226V127H221ZM63 129H64V128H63ZM63 129H62V130H63ZM106 129H109V128L106 127ZM133 129H134V127H133L132 130H130V131H132V132L134 133V130H133ZM145 129H146V128H145ZM149 129H150V128H149ZM149 129H148V130H149ZM226 129H228V128H226ZM58 130H61V129H58ZM58 130H56L57 133H58ZM62 130H61V132H62ZM64 130H66V129H64ZM67 130H68V127H67ZM84 130H86V131L89 133V136H87V135L85 134L86 131L84 132ZM114 130H112V131H114ZM127 130L129 131V128H128ZM135 130H136V129H135ZM155 130H156V128H155ZM100 131H101V133H100ZM112 131H111V129H110L109 133H110V132L112 133ZM136 131H137V130H136ZM141 131H144V129L141 130ZM153 131H154V130H153ZM153 131H151V132H153ZM185 131H186V130H185ZM190 131H191V130H190ZM190 131L188 130V132H190ZM63 132H65L64 135H66V131H63ZM87 132H86V133H87ZM144 132H146V130H145ZM147 132H148V131H147ZM154 132H155V131H154ZM0 133H1V131H0ZM102 133H104V134L102 135ZM128 133H129V132H128ZM135 133H136V132H135ZM137 133H138V134H139V133L141 134L142 132L139 131V132H137ZM137 133H136V134H137ZM215 133H216V132H215ZM67 134H68V133H67ZM71 134H72V135H71ZM77 134H78V133H77ZM92 134L95 135V137L92 136ZM136 134H131V132H130V134H128V135H130V136H131V135H134V136H135ZM138 134H137V135H138ZM142 134H143V133H142ZM146 134H147V133H146ZM188 134H189V133H188ZM210 134H211V133H210ZM90 135L92 136V138H91ZM107 135H106V136H107ZM112 135H113V134H112ZM189 135H191V133H190ZM81 136H82V137H81ZM143 136H144V135H143ZM177 136H178V135H177ZM202 136H203V135H202ZM202 136H201V137H202ZM68 137H69V136H68ZM84 137H85V139H86L87 141H86V140H83ZM87 137H88V138H87ZM93 137H94V138H93ZM110 137H111V136H110ZM120 137H121V136H120ZM131 137H132V136H131ZM131 137H130V138H131ZM137 137H138V136H137ZM139 137H140V136H139ZM194 137H195V136H194ZM89 138H91V140H90ZM199 138H200V137H199ZM203 138H204V137H203ZM215 138H216V137H215ZM215 138H214V140H215ZM218 138H219V137H218ZM103 139H104V138H103ZM112 139H113V138H112ZM112 139H111V140H112ZM118 139H119V138H118ZM118 139H115V140L113 139V140H114V144H115L116 140H118ZM136 139H137V138H135V140H136ZM164 139H165V138H164ZM180 139H181V138H180ZM71 140H72V139H71ZM89 140H90V143H89ZM101 140H102V139H101ZM108 140H109V139H108ZM108 140H107V141H108ZM131 140H132V139H131ZM133 140H134V139H133ZM157 140H158V139L156 138L155 141H157ZM188 140H189V139H188ZM198 140H200V139H198ZM202 140H203V139H202ZM73 141H74V140H73ZM73 141H72V142H73ZM103 141H104V140H103ZM136 141H137V140H136ZM178 141H179V140H178ZM181 141H182V140H181ZM212 141H213V140H212ZM83 142H85L86 144L83 143ZM91 142L94 143V144H92ZM95 142H96V139H95ZM99 142H100V141H99ZM99 142H98V143H99ZM105 142H106V141H105ZM105 142H104V143H105ZM110 142H111V141H110ZM117 142L120 143V141H117ZM121 142H122L123 144H120V146H121V145L124 146V144L127 145V144L125 143V141L123 142V141L121 140ZM190 142H191V141H190ZM193 142H197V141L193 140ZM207 142H208V141H207ZM101 143H102V142H101ZM108 143H109V142H108ZM108 143H107V144H108ZM118 143H116V144H118ZM178 143H179V142H178ZM184 143H186V142H184ZM197 143H198V142H197ZM200 143H201V142H200ZM65 144H67V143H65ZM71 144H72V143H71ZM71 144L68 146V149H69V147L71 146ZM78 144H79V145H78ZM90 144H92L93 146L91 147ZM176 144H177V143H176ZM181 144H183V142H182ZM210 144H211V143H210ZM16 145H17V143H16ZM72 145H73V144H72ZM80 145H82V146H80ZM83 145H84V146H83ZM100 145H102V144H100ZM103 145H104V144H103ZM108 145H110V144H108ZM111 145H112V147H113V144H111ZM128 145H129V144H128ZM128 145H127V146H128ZM161 145H162V144H161ZM172 145H175L174 142H173ZM218 145H219V144H218ZM17 146H18V145H17ZM26 146H27V145H26ZM87 146H88V145H86V147H87ZM115 146H116V145H115ZM123 146H122V147H123ZM127 146H124V147L126 148ZM129 146H130V145H129ZM131 146H132V144H131ZM169 146H170V145H169ZM180 146H181V145H180ZM201 146H202V145H201ZM201 146H200V149H201ZM219 146H220V145H219ZM62 147H63V146H62ZM72 147H73V146H72ZM72 147H71V148H72ZM97 147H99V146H97ZM175 147H176V146H175ZM216 147H217V146H216ZM71 148H70V150H71ZM73 148H74V147H73ZM99 148L101 149V146H100ZM109 148H110V146H109ZM128 148H130V147H128ZM154 148H155V147H154ZM157 148L160 150L161 148H164V145H162V147L157 146ZM167 148H168V147H167ZM217 148H218V147H217ZM30 149H31V148H30ZM30 149H29V150H30ZM64 149H65V148H64ZM77 149H78V148H77ZM87 149H88V148H87ZM102 149H103V148H102ZM111 149H113V148H110L109 150H111ZM187 149H188V148H187ZM200 149H199V150H200ZM218 149H219V148H218ZM70 150H69V151H70ZM79 150H81V149H79ZM79 150H78V151H79ZM113 150H114V152H115V149H113ZM118 150H119V152H118ZM118 150H117L116 152L119 153V154H120V151H123V150H120V149H118ZM131 150H132V148H131ZM131 150H129V151H131ZM145 150H146V149H145ZM145 150H144L142 153H144ZM152 150H154L153 152H157V153H159V152H158L159 150H157V149H152ZM155 150H156V151H155ZM30 151H31V150H30ZM75 151H77V150H75ZM81 151H82V150H81ZM97 151H98V150H97ZM100 151H102V150H100ZM105 151H106V150H105ZM124 151H125V150H124ZM126 151L128 152V150H126ZM169 151H172V150L169 149ZM197 151H198V150H197ZM200 151H201V150H200ZM114 152H112V154H113ZM131 152H132V151H131ZM131 152H130V153H131ZM138 152H139V151H138ZM163 152H164V151H163ZM181 152H182V151H181ZM194 152L196 153V151H194ZM54 153H55V152H54ZM63 153H64V152H63ZM109 153H111V151H109ZM117 153H115V155H116ZM122 153H123V152H121V154H122ZM142 153H141V154H142ZM225 153H226V152H224V154H225ZM60 154H61V153H59V156H60ZM74 154H76V152H75ZM97 154H98V153H97ZM97 154H96V155L93 154V156H94L93 158H96V156H97V158L100 159L101 157H98L99 155H97ZM112 154H111V155H112ZM119 154H118V155H119ZM124 154H125V153H123V156H124ZM126 154L128 155L129 153H126ZM139 154H140V153H139ZM145 154H147V151L145 152ZM145 154H144V155H145ZM174 154H175V153H174ZM69 155H70V154H69ZM102 155L105 156V159H106V157L109 159V157L111 156V155H110V156H108V155L106 156L105 153L102 154ZM118 155H117V158H118ZM49 156H50V155H49ZM65 156H66V155H65ZM75 156H76V155H75ZM112 156H114V155H112ZM123 156H122V157H123ZM137 156H138V155L136 154L135 158H136ZM140 156L143 157V155H140ZM145 156H146V155H145ZM43 157H44V156H43ZM56 157H57V156H56ZM87 157H88V158H84L83 160H81V164H82V163H86L85 160L88 159V160H87V163H88V164L86 163V165H87L86 167H87V168H90V167H88V165L91 166L92 163H93V164L98 163V161H100V160L102 161V159L104 158V157H103V158L100 159V160H97V158H96V162H95L93 159L90 160L89 156H87ZM114 157H115V156H114ZM138 157H139V156H138ZM171 157H172V155H171ZM32 158H33V157H32ZM49 158H50V157H49ZM60 158H61V157H60ZM111 158H112V157H111ZM115 158H116V157H115ZM119 158L122 159L121 157H119ZM157 158H158V157H157ZM159 158H160V157H159ZM57 159H58V158H57ZM69 159H70V158L68 157L67 160H69ZM73 159H74V158H73ZM73 159H72V160H73ZM76 159H77V158H76ZM127 159H128V158H127ZM160 159H161V158H160ZM216 159H217V158H216ZM218 159H219V158H218ZM42 160H43V159H42ZM44 160H46V159H44ZM78 160H79V159H78ZM113 160H114V158H113ZM115 160H117V159H115ZM247 160H248V159H247ZM33 161H35V160H33ZM37 161H38V160H37ZM58 161H59V160H58ZM83 161H85V162H83ZM88 161L90 162V164H89ZM103 161H104V160H103ZM111 161H112V160H111ZM120 161H121V160H120ZM137 161H138V160H137ZM155 161H156V160H155ZM157 161H158V160H157ZM173 161H174V160H173ZM42 162L45 163L44 161H42ZM91 162H92V163H91ZM105 162H106V160H105ZM107 162H109V161L107 160ZM112 162H114V161H112ZM134 162H135V160H134ZM215 162H216V161H215ZM246 162H247V161H246ZM248 162L250 163L251 161H248ZM2 163H3V162H2ZM40 163H41V162H40ZM43 163H41V164H43ZM110 163H111V162H110ZM110 163H109V164H110ZM117 163H118V167L121 168V166H123V164H121L119 161H118ZM117 163H115L114 166H115ZM119 163L121 164V166H120ZM170 163H171V162H170ZM220 163H221V162H220ZM46 164H48V162H47ZM76 164H79V163H76ZM98 164H99V163H98ZM98 164H97V165H98ZM101 164H102V163H101ZM109 164H108V163H107V164H103V166L99 164V166H97V165H94V166H97V169H98V167H100L99 169H101V171H102V170H104V169H103L104 166H107V165H109ZM111 164H112V165H111ZM111 164L109 165V168H110V167L113 168V163H111ZM247 164H248V163H247ZM250 164H252V163H250ZM39 165H40V164L38 163V166H39ZM44 165H45V164H44ZM83 165H84V164H83ZM83 165H82V167H85V166H83ZM213 165H214V164H213ZM239 165H240V164H239ZM248 165H249V164H248ZM74 166H75V165H74ZM78 166H79V165H78ZM101 166H102L103 168H102ZM165 166H166V165H164L163 167H165ZM215 166H216V164H215ZM67 167H68V166H67ZM79 167H80V166H79ZM86 167H85V169H86ZM91 167H92V166H91ZM115 167H116V166H115ZM155 167H156V166H155ZM198 167H199V166H198ZM212 167H213V166H212ZM212 167H211V168H212ZM59 168H60V167H59ZM203 168H204V167H203ZM247 168H248V167H247ZM252 168H253V166H252V167L249 166L248 170H249V169H252ZM90 169H91V168H90ZM27 170L29 171V168H27ZM38 170H39V169H38ZM87 170H88V169H87ZM165 170H166V169H165ZM33 171H36V169L34 168ZM33 171H31V172H33ZM78 171H79V173H80V170H78ZM99 171H100V170H99ZM117 171H118V169H117ZM26 172H27V171H26ZM103 172H104V171H103ZM165 172L167 173V171H165ZM205 172H206V171H205ZM23 173H24V172H23ZM28 173H29V172H28ZM49 173H50V172H49ZM101 173H102V172H101ZM50 174H51V173H50ZM108 174H109V173H108ZM163 174H164V173H163ZM214 174H215V173H214ZM224 174H225V173H224ZM92 175H93V174H92ZM161 175H162V174H161ZM211 175H212V174H211ZM215 175H216V174H215ZM239 175H240V174H239ZM245 175H247V174H245ZM32 176H33V175H32ZM40 176H41V175H40ZM163 176H164V175H163ZM241 176H243V175H241ZM33 177H34V176H33ZM150 177H151V176H150ZM155 177H156V176H155ZM164 177L166 178V174H165ZM169 177H170V176H169ZM180 177H181V176H180ZM213 177H214V176H213ZM244 177H245V176H244ZM244 177H240V178H244ZM249 177H250V176H249ZM148 178H149V177H148ZM153 178H154V177H153ZM165 178H164V179H165ZM182 178H183V177H182ZM235 178H236V177H235ZM26 179H27V178H26ZM166 179H167V178H166ZM170 179H171V178H170ZM177 179H178V178H177ZM202 179H203V178H202ZM207 179H208V178H207ZM207 179H206V180H207ZM218 179H220V178H218ZM231 179H232V178H231ZM250 179H252V178H250ZM27 180H28V179H27ZM108 180H109V179H108ZM198 180H199V179H198ZM206 180H205V182H206ZM212 180H214V179H212ZM216 180H217V179H216ZM243 180H244V179H243ZM252 180H253V179H252ZM144 181H146V180H144ZM158 181H159V180H158ZM162 181H163V179H162ZM214 181H215V180H214ZM246 181H247V179H246ZM248 181H249V180H248ZM248 181H247V182H248ZM26 182H27V181H26ZM30 182L32 183V181H30ZM47 182H48V181H47ZM149 182H150V180H149ZM149 182H147V184H148ZM156 182H157V181H156ZM159 182H160V181H159ZM207 182L210 183V181H207ZM234 182H235V181H234ZM250 182H252V181H249V183H250ZM209 183H208V184H209ZM215 183H216V182H215ZM225 183H226V182H225ZM242 183H243V182H242ZM252 183H253V182H252ZM172 184H173V183H172ZM203 184H204V183H203ZM206 184H207V183H206ZM210 184H211V183H210ZM210 184H209V185H210ZM212 184H213V183H212ZM216 184H217V183H216ZM216 184H215V185H216ZM218 184H219V183H218ZM218 184H217V186H218ZM32 185H33V184H32ZM34 185H35V184H34ZM36 185H38V184H36ZM145 185H146V184L142 185V187L145 186ZM157 185H159V184L157 183ZM160 185H161V184H160ZM164 185H166V183H165ZM173 185H174V184H173ZM231 185H232V184H231ZM246 185H247V184H246ZM246 185H245V186H246ZM250 185H251V184H250ZM139 186H141V185H139ZM166 186H168V185H166ZM176 186H177V185H176ZM217 186H216V187H217ZM243 186H244V183H243ZM251 186H252V185H251ZM158 187H159V186H158ZM158 187H157V188H158ZM161 187H162V186H161ZM209 187H210V186H209ZM214 187H215V186H214ZM216 187H215V188H216ZM247 187H248V186H246V188H247ZM155 188H156V187H155ZM171 188H172V187H171ZM215 188H214V189H215ZM219 188H220V187H219ZM227 188L230 189V187H227ZM231 188L233 189V187H231ZM249 188H250V191H251V188H252V187H249ZM212 189H213V188H212ZM217 189H218V188H217ZM242 189H243V188H242ZM156 190H157V189H156ZM163 190L165 191V189H163ZM168 190H169V189H168ZM209 190H210V189H209ZM159 191H160V189H159ZM189 191H191V190H189ZM207 191H208V190H207ZM147 192H148V190H147ZM147 192H145V193H147ZM157 192H158V190H157ZM165 192H166V191H165ZM223 192H224V191H223ZM226 192L228 193V190L225 191V193H226ZM238 192H239V191H238ZM253 192H255V191H253ZM257 192H258V191H257ZM257 192H256V193H257ZM39 193H40V192H39ZM148 193H149V192H148ZM245 193H246V191H245ZM169 194H170V192H169ZM201 194H202V193H201ZM230 194H232L231 189H230ZM234 194H235V193H234ZM236 194H237V193H236ZM263 194H264V193H263ZM219 195H220V194H219ZM221 195H222V194H221ZM221 195H220V196H221ZM245 195H246V194H245ZM251 195H253V194L251 193ZM258 195H259V194H258ZM212 196H213V195H212ZM226 196L228 197V195H226ZM226 196H225V197H226ZM233 196H234V195H233ZM247 196H248V195H247ZM262 196H263V195H262ZM157 197H158V196H157ZM213 197H214V196H213ZM221 197H222V196H221ZM231 197H232V196H231ZM240 197H241V196H240ZM244 197H245V196H244ZM250 197H252V196H250ZM253 197H254V196H253ZM223 198H224V197H223ZM229 198H230V197H229ZM247 198H248V197H247ZM247 198H246V199H247ZM254 198H256V197H254ZM159 199H160V198H159ZM190 199H191V198H190ZM238 199H239V198H238ZM246 199H244V200L246 201ZM230 200H231V198H230ZM249 200H250V199H249ZM258 200H259V199H258ZM262 200H263V199H262ZM162 201H164V200H162ZM165 201H166V200H165ZM217 201H218V200H217ZM217 201H216V202H217ZM223 201H226V203H227L228 200H223ZM231 201H232V200H231ZM235 201H236V200H235ZM238 201H239V200H238ZM253 201L255 202V200H253ZM259 201H260V200H259ZM221 202H222V201H221ZM241 202H242V201H241ZM254 202H252V203H254ZM163 203H164V202H163ZM166 203H168V202H166ZM219 203H220V202H219ZM233 203H234V202H232V203L230 202L229 205H230V204H233ZM248 203H249V202H248ZM260 203H261V202H260ZM262 203H263V202H262ZM168 204H169V203H168ZM242 204H243V203H242ZM254 204H255V203H254ZM256 204H257V203H256ZM188 205H189V204H188ZM191 205H192V202H191ZM235 205H236V203H235ZM235 205H233V206L236 208L237 206H235ZM238 205H239V204H238ZM252 205H253V204H252ZM262 205H263V204H262ZM168 206H170V205H168ZM250 206H251V205H250ZM250 206H249V207H250ZM255 206H256V205H255ZM187 207H188V206H187ZM230 207H232V206H230ZM243 207L248 208L247 206H244V205H243ZM257 207L259 208V206H257ZM257 207H256V208H257ZM261 207H262V206H261ZM235 208H234V210H235ZM241 208H242V206H241ZM251 208H252V207H251ZM262 208H263V207H262ZM174 209H175V208H174ZM181 209H182V208H181ZM237 209H238V208H237ZM242 209H243V208H242ZM260 209H261V208H260ZM170 210H171V209H170ZM172 210H173V208H172ZM244 210H246V209L244 208L243 211H244ZM253 210H255V208H254ZM253 210H252V212H253ZM181 211H182V210H181ZM187 211H189V210H187ZM232 211H233V210L231 209V212H232ZM239 211H240V210H239ZM247 211L249 212L250 210H247ZM172 212H173V211H172ZM228 212H229V211H228ZM231 212H230V213H231ZM235 212H236V211H235ZM252 212H250V213H252ZM255 212H256V211H255ZM181 213H182V212H181ZM200 213H201V212H200ZM230 213H229V214H230ZM236 213L239 214L238 212H236ZM242 213H243V212H242ZM245 213H246V211H245ZM245 213H244V214H245ZM250 213H248V214H250ZM253 213H254V212H253ZM253 213H252V214H253ZM183 214H184V213H183ZM234 214H235V213H234ZM256 214H257V213H256ZM201 215H202V214H201ZM230 215H231V214H230ZM235 215H236V214H235ZM181 216H182V215H181ZM232 216H233V215H232ZM179 217H180V216H179ZM179 217H178V218H179ZM233 217H234V216H233ZM163 219H165V218H163ZM192 219H193V218H192ZM165 220H166V219H165ZM182 220H183V219H182ZM200 221H201V220H200ZM209 221H210V219H209ZM209 221H208V222H209ZM163 222H164V220H163ZM171 222H173V221L171 220ZM175 222H176V221H175ZM175 222H174V224H175ZM181 222H182V221H181ZM181 222H179V223H181ZM195 222H196V220H195ZM216 222H217V221H216ZM263 222H264V221H263ZM165 223H166V221H165ZM183 223H184V222H183ZM192 224H193V223H192ZM199 224H200V223H199ZM210 224H211V223H210ZM174 226H175V228H176L177 225H174ZM210 226H211V225H210ZM213 227H214V226H213ZM229 227H231V226H228V228H229ZM235 227H236V226H235ZM237 227H238V226H237ZM169 229H170V228H169ZM171 229H172V228H171ZM171 229H170V230H171ZM203 229H204V228H203ZM175 230H176V229H175ZM189 230H190V229H189ZM234 230H235V229H234ZM182 231H183V230H182ZM186 231H187V229H186ZM186 231H185V232H186ZM190 231H191V230H190ZM190 231H187L188 233H186V234H189ZM212 231H213V230H212ZM217 231H218V230H217ZM176 232H177V230H176ZM176 232H175V233H176ZM203 232H204V231H203ZM206 232H207V231H206ZM219 232H220V231H219ZM222 232H223V231H222ZM191 233H192V232H191ZM204 233H205V232H204ZM226 233H229V232H226ZM230 233H231V231H230ZM177 234H180L179 231H178ZM207 234H208V233H207ZM214 234H216V231H215ZM222 234H223V233H222ZM203 235H205V234H203ZM217 235H218V234H217ZM220 235H221V234H220ZM230 235L232 236V234H230ZM189 236H190V234H189ZM225 236H226V234H225ZM218 237H219V236H218ZM218 237H217V238H218ZM220 237H221V236H220ZM227 237H228V236H227ZM228 239H229V238H228ZM231 240H232V239H230V241H231ZM234 241H235V240H234ZM234 241H231V242L234 243ZM224 242H227V240L224 241ZM231 242H230V243H231ZM233 243H231V244H233ZM235 243H236V245H239V243H238L237 241H235ZM218 244H219V243H218ZM231 244H230V245H231ZM233 246H234V244H233ZM235 247H237V246H235ZM231 248H232V245H231ZM233 248H234V247H233ZM255 249H256V247H253V250H255ZM262 249H263V248H262ZM250 250H251V249H250ZM253 250H252V251H253ZM258 250H259V249H258ZM258 250L256 249V252H255V251H254V252L257 254V253H258V252H257ZM260 250H261V248H260ZM246 252H247V251H246ZM262 252H263V251H262ZM262 252L260 251V252L258 253V255H260V254L263 255ZM242 253H243V252H242ZM250 254H251V252H250ZM256 254H255V256H256ZM239 255H240V254H239ZM247 255H249V253H248ZM251 255H252V254H251ZM248 257H251V256L249 255ZM253 257H254V256H253ZM251 258H252V257H251ZM251 258H250V259L246 258V259L251 260ZM252 259H253V258H252Z\"/></svg>","mask_w":264,"mask_h":264}]
</instances>
